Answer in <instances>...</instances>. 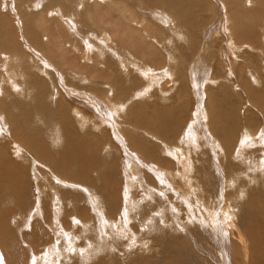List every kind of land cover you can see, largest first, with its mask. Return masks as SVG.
Wrapping results in <instances>:
<instances>
[{
  "label": "rangeland",
  "instance_id": "rangeland-1",
  "mask_svg": "<svg viewBox=\"0 0 264 264\" xmlns=\"http://www.w3.org/2000/svg\"><path fill=\"white\" fill-rule=\"evenodd\" d=\"M132 1H134L132 6H130V5L128 6V8L129 9L132 8V10L130 9V11H128V14L130 15L132 13L131 11L136 13V15L138 17V21H137L138 26L143 25L141 23V21H142V22H144L146 27L149 29L148 32L146 30V32H144V34H142V37L144 36L143 38H145L143 44H145L146 48L148 49V50H146L147 54L145 55V51H142V48L137 47L135 44H134V46L137 49V51H139V53L136 52L133 48H130V54L131 55H128V53L126 54V55H128L127 58L129 59V61L136 62V63L133 62L136 65L135 68H132L130 70L121 69V67L118 64L119 62H121L120 57L119 58L116 57L111 52H110L111 53L110 54L108 50L106 51V56H108L109 59L114 58V60H111L112 63L108 62V60H106L107 58L105 59V57H104V59H105L104 61H100L97 58V56H95L96 54H99V53L96 52L94 54V52H91L93 54L92 55L93 61L91 60L93 65L95 64L98 66V63L101 62V64L99 63V65H101L102 67L100 66V68L97 72H92L94 70L92 69V71H91L90 67L88 65H87L88 67L86 66V62H84V59H83L84 56L79 57V58H81V59H79L80 63H84V64L83 65L81 64L82 67L79 66V68H78V66L77 67L73 66L72 63H69L70 66H68L65 62H63V60L59 59V57L56 55L58 58L53 63L54 68L49 73V75H48L49 79L48 80L50 82V85L55 82L54 83V84H56L55 86L58 88V90H60L61 94L65 95V99L61 98V94L59 97H57V95H53L52 92L54 91V88H53L54 85L46 86L44 83V84H39L37 87L34 88L35 90H38L40 92L45 91V95L44 96L42 95L41 102L44 104L46 103V105L50 107V111H49V108H46V109L50 112L48 114L51 117V122H52L51 126L46 125L44 118L37 119L35 123L33 122L32 123L34 125L33 128L21 127V123H19L18 125H15L17 128H20V129H18L19 135L17 136L16 135L17 130H15L14 127H13L14 129L11 127L12 125L9 122L10 119L7 118L9 114H6V116H7L6 118L3 115H0V117H1L0 118V131H1L0 132V158H3V156L5 157L6 164H7L6 166L8 168V172H5V174L8 175V180L4 178V176H5L4 172H2V170H0V174H1L0 175V183H2V184H0V189H1L0 192L2 191V189H5L6 187L17 189V190H14L13 192L4 191L2 193L3 195L0 193L1 194L0 195V201H1V198H3V196H7V199L4 198V201L0 202V212H2V214L0 215V264H27V263L28 264H46V263L47 264H50V263L51 264H61V263L62 264H133L132 261H134V260H135L134 264H136V263L137 264H239L238 262H240L241 264H246V262H247V264L249 262L251 264H254V263L255 264H259V263L264 264V197H262L264 195V186H263L264 185V172L262 173V171H264V162H263L264 161V159H263L264 154H263V152H261V149H264V148H262L259 145L256 146V144H251L252 139L251 138L247 139L245 136V133H244L245 129L249 128V126L256 129V125H257L256 130L257 131L259 130L258 132H260L261 128H262L260 120L262 121V126L264 127V124H263L264 123V114H263L264 113V111H263L264 110L263 109V106H264V93H263L264 92V44H263V42H264V11L262 12L260 9H258V8H260V6H259L260 3H257V1L255 2V0H253V5H250V2L247 1L246 3L243 2L244 3L243 6L237 5L236 8H232V11H231V9L228 11L229 17H230V19L233 18V21L236 20L237 15H241L244 13L252 15L251 18L248 20L256 19L255 20L256 23L259 21L257 23L258 24V30H257L256 34L250 35V33H249V34H247L248 36L245 35L246 37L245 36H243V37H237L236 36V41L239 42V43H237V45H239L240 47L237 50H234L233 46H231V48L228 49V47H229V45H228L229 40L228 39L230 38V35L232 34L229 29H227V28L223 29L221 26H215L212 29H210L212 26L211 23H213V22L216 23L218 21L219 14H220V12H218V10H217L218 5L216 3L210 4L208 0H197V1L205 3L207 6V9H209V8L212 9V10H209L205 13V17L207 16L208 20H210L211 23L206 22L205 24L198 26V30H200L202 33L200 38H198V36H194L193 38L189 39L190 41H199L197 47H195L194 45H191L187 42H185L183 44V46H185L187 48V52H189L188 54L190 56H192V55H194V56L192 58H189L188 60H186V62L183 65H181L179 68H178V64L175 65L176 67L173 65L174 66L173 69H176L177 72L175 70L176 75H174L172 78V75L170 76L171 71L168 68H166L167 66L171 67L172 63H174V62L171 63V60H170L171 57H169V61H167L166 49L169 46V43H168L169 39L162 40L160 35H159V34H161L160 33L161 31L163 34L166 33V31H164L163 28L165 26L167 27L168 25L165 22H162L160 19H164L165 16L167 18L168 17L167 13L165 14V12L161 11V13H163V14H161L159 9H157L156 7H151L153 5H151L149 7V5H146L144 2H142L143 0H137V1L132 0ZM193 1H195V0H191V2H193ZM224 1H226V0H224ZM122 2H123V0H122ZM241 2H242V0H240V3ZM44 3L48 4L49 1L45 0L43 2L42 6L43 5L45 6ZM54 4H56V5L50 4L49 6H46V8L48 7L46 10L47 11L46 13H48V15H49V16H47L48 17L47 20L49 19L51 21L50 24L48 22V26H46V27L48 28L49 32H51L53 34L55 33L56 39L60 38V39H63L64 41H67V43H69L68 38L70 39L69 36H72L70 34L69 30L66 32L67 29H65L62 26L59 18L57 17L58 15L56 16L55 14H50L51 9L55 8L56 6H59L58 4H61V3L57 2ZM120 4H122L121 7H124L123 6L124 2L120 3ZM1 9L2 10H0V12L2 14H7L6 13L7 8L5 7V4L1 6ZM117 9H119V6H117ZM149 9H151L152 11ZM67 10L68 11L70 10V6L67 7ZM168 13L173 14V16H174V21H173V26H172L173 29L177 28L178 30H180L179 27L184 26V25L176 19V16L174 15L173 11L169 10ZM14 14H15V11L12 10L11 13H8L7 15H9V21H10V24L12 26H13L12 23H16L15 25H18V27L20 28V36L22 37V36H24L22 33V30H24V26H22V25H24L23 19L20 16L21 14H17V15H14ZM146 14H147L146 19H144ZM154 14H155V17H154ZM53 16H56V17H53ZM162 16H164V17H162ZM195 16H196V14H195ZM50 17L53 20H51ZM155 18H156V20H155ZM139 19L141 21H139ZM151 21H152V23H151ZM164 21H165V19H164ZM224 21L227 24L228 20L226 19ZM90 22H91L90 17L88 15H84V19L81 22L82 25L84 26L83 28H86V29L92 28L93 29V24ZM21 23H23V24H21ZM225 23H224V25H225ZM56 24H57V26H56ZM74 24H76V22H74ZM133 24L136 25V22H133ZM21 28H23V29H21ZM77 28L78 27L76 24V29ZM184 28H185V26H184ZM150 29H151V31H150ZM202 29H203V31H202ZM206 29H208V30H206ZM78 30H80V29L78 28ZM143 31L144 30H142V33H143ZM169 31H171V30H169ZM109 33H110V31L107 32V34H109ZM149 34H150V36H149ZM118 40H120V37H118ZM233 41L235 42L234 39H233ZM21 42L23 43V41H21ZM177 42H179V43L184 42V38L182 37V40H178ZM201 42H203V44ZM206 44H208V49H209L210 53L212 54V57L208 61L204 60L201 57L199 58V55L202 56V54H203V51H202L203 45L206 46ZM120 45H121V42L120 41L117 42V49H118V50L116 49V55L117 56H122L121 52L125 51L124 48L122 49V47ZM175 45L181 46L178 43H176ZM200 47H201V49H200ZM22 49L24 51V54H25V52L30 51L27 47H24ZM149 50L153 51L151 53L152 56H150V57H148V54L150 53ZM198 51H199V53H198ZM69 53H70L69 54L70 57L72 55H75V53H78L79 56L81 55V53L79 52V49H74L73 51H70ZM177 56H179V55H177ZM197 56H198V58H196ZM30 57H31L30 54L26 55V58H30ZM88 58L90 59L91 56ZM246 60H248V61L250 60V63H248V66L246 68H244V64H246ZM35 61H37V60L35 59ZM0 63H2L1 51H0ZM146 63H148L150 65V68L152 69V71H150L151 74L152 75L155 74V76H156L154 78L153 82L150 81V79H152L151 77H153L152 75L149 74L150 73L149 70H151V69L149 67L145 66ZM150 63H152V65ZM36 65H37L36 62L34 63V66L31 65V68H32L31 70L35 71L34 74L39 76V78L41 79V77L45 76V73L41 72L39 67L36 68ZM90 65H92V64L90 63ZM137 65L141 68V70H143V69L145 70V71L144 70L142 71L143 73H145V72L146 73L143 74ZM83 68H85V69H83ZM154 68L158 69L159 72H157V70H155ZM243 68H244V70H243ZM134 69L138 70L139 73L137 71H135ZM161 69H162V71H161ZM201 69H202V71H201ZM88 70H90V71H88ZM179 70L181 71V75H179L180 74ZM53 71H55V72H53ZM147 71H148V73H147ZM240 71L243 73H241ZM165 72H168V73H165ZM162 73H164V74L162 75ZM62 74H67V75L62 76ZM167 74H169V75L167 76ZM204 74H205V77L207 76L209 78V81H208L209 84L207 82H205V80L207 81V79H206L207 77H206L203 84L199 87L200 89H202L201 90L202 93L203 94L205 93L203 95V98H202L199 95V88L197 87V84H198L197 79L204 76ZM87 75H89V76H87ZM134 75H135L136 79H135ZM144 75H145V77H144ZM243 75H244V77H243ZM110 76H113V77H110ZM130 76H132V77H130ZM141 76H143L144 79ZM158 76L161 79L163 78V81ZM87 77H89V78L87 79ZM106 77H107V81L105 82ZM137 77H139V79ZM187 77H189V78H187ZM216 77H217V79H216ZM255 77H259V78L257 80H255ZM171 78L173 79L174 85H172L170 83ZM243 78L248 80L246 85H245V81H243L244 80ZM132 79L133 80L135 79L136 81L137 80H140V81L132 82L133 81ZM102 80H104V81H102ZM108 80H112V81L108 82ZM168 80H169V82H167ZM174 81H176V82H174ZM82 82H84V83H82ZM158 82H160V85ZM134 83H136V85ZM204 83H206V84L204 85ZM115 84H119L116 86L117 88L115 87ZM108 85L109 86L111 85V87H112L111 90L113 89V91H114V92L112 91L113 93L111 91H109L110 88L108 87ZM206 85L208 86V88H206ZM89 86H92V87L94 86L96 91L97 92L100 91V93L99 94L94 93L93 90H95V89L90 90ZM161 86L163 87V89L161 88ZM219 86H221V87H219ZM146 87H148V90L145 89ZM222 87L228 92H226L224 89L221 90ZM67 90L68 91L70 90V91L68 92ZM196 90H197V92H195ZM231 90H233V91H231ZM121 91L123 92L122 94H121ZM249 91H254L255 95L254 96L249 95ZM129 92H131V93H129ZM222 92H223V94H221ZM91 93H94V94L91 95ZM104 93H105V95H104ZM179 93H181V95ZM226 93H228L230 95L231 99L226 97ZM79 94H86V95L88 94V95L92 96L93 98L100 100L101 104L99 106H101V109L109 107L108 101L110 102V104L112 106L114 105L113 109L111 108V109H108L107 111H105V113L107 115H109V117H111L110 120L113 124H111V123L109 124V122H108V121H110L109 119H107L108 121H106V119L103 120L104 116H102L100 114H104V113L101 112V110H100V112H98L99 114L96 113V111H94L91 107V105H92L91 102H89L86 98L82 97L85 95H79ZM110 96H111V98H110ZM201 99H202V101L200 102ZM58 100H60L61 102ZM223 101L226 104H227V102H228V104H232L235 108V111H236L235 114H236L238 128L236 130H233V132H230L228 130V126L229 127L231 126L232 121H231V118L229 117V115L226 111V106L221 103ZM66 103L69 104L70 106L67 105ZM179 104H185V106H187L186 107L187 110L184 114H181V113L178 114L179 116L177 117L178 121H177V129H176L177 130L176 133H178V134L175 135V138H174V136H173V138H171L168 136L166 137V136L162 135L161 133L158 134L156 132H153V131H151V129L148 126L139 124L135 121V117H136L135 115H138L136 113V111H137L136 109H139L140 107H141V110H143L145 108L148 110V112L144 111V114L147 115V116H145L146 118H149L150 113H151V115H154V112H155V115H156L158 113V111L161 110V108L163 109L165 107H166L165 109L169 111V109H173V107H175L176 105H179ZM60 105H67V107H61ZM118 106L121 110L118 108ZM197 107H199L198 110L200 109L199 111L201 112V115H200V112H199V114L196 113ZM216 107L217 108L220 107V111ZM241 107H242V109H240ZM60 108H65V109L67 108V109L65 111H60L59 110ZM215 108L217 109L216 112H220V113L215 112V114H214ZM77 110L80 111V113H78ZM110 110H112V111H110ZM240 110H241V112H240ZM259 110H262V111H259ZM205 111L207 113H205ZM237 113H238V115H237ZM248 113H249V115H248ZM13 114H14V116L17 115L16 116L17 118H18V116L21 117L22 108L20 107V109L13 111ZM213 114H214V116H213ZM181 115H183L184 117L181 118L182 117ZM105 118H107V117L105 116ZM184 118H186V119H184ZM3 119H5V121ZM192 119H194V120H192ZM206 119L208 120V122H206L207 121ZM183 120H184V122H183ZM239 120H241V122ZM252 120H254V122ZM250 121H252V122L250 123ZM256 121H258L259 125H258V123H256ZM212 122H213V131H210L208 128L211 129V123ZM207 123H209V124H207ZM112 125L114 126L116 133H118L119 136L115 135L116 133L113 131L114 128H112ZM194 125H195V127H194ZM198 127H202V128H198ZM204 127H206V128L204 129ZM259 127H260V129H259ZM178 128H179V130H178ZM1 129H3V130H1ZM11 129H13V130H11ZM35 129H37V130H35ZM7 130H9V131H7ZM23 130H25V131H23ZM68 130L70 131V133H67ZM227 130H228V133H227ZM206 131H208L209 136L205 133ZM125 132H127L130 135L132 134V138L137 140L135 145L131 144V141H129L130 135L127 134L128 135L127 136L125 134ZM196 134H198V135H196ZM125 135H126V137H125ZM150 136H152V137H150ZM34 137H38V139L35 140ZM56 138H57V140H56ZM126 138H128V139H126ZM145 138H147V140H149V141H145ZM213 138H214V140H213ZM142 139H144L143 141L148 142V145L142 146L139 142V140H142ZM165 139H166V141H165ZM220 140H222V141H220ZM70 141H73L74 143H81L80 152H83L85 154V157L81 161H79L78 163L74 164L71 168H68L66 166L65 159L59 155L60 154L59 150H61V152H62V150L63 151L66 150L68 147L67 143ZM110 141L112 143L108 146L107 143ZM97 142L100 144V147L96 146ZM193 142H195V143L193 144ZM221 142L223 144L222 146H221ZM16 143L23 145L24 152H16L18 149ZM149 143L153 144V145L155 144V146L156 145L157 146L152 147L153 148V150H152V149H150ZM167 143L172 144L173 146L175 145V147H172V148L177 149V147L180 146L181 148H184V150L186 148V150L184 151V150L178 148L179 153H176L173 149H171V148L169 149V147L167 148V146H166ZM182 143L184 144V146ZM212 143H214V144H212ZM187 144L188 145L191 144L192 146L191 145L189 146L191 148H188ZM224 144H225V146H224ZM36 145H37V147L35 148ZM159 146H160V148H159ZM235 146H236V148H238L237 150L235 149ZM243 146H246V147H243ZM106 147H109V148H106ZM161 147H162V149H161ZM199 147H201V148H199ZM135 148H137V149H135ZM156 148H158V149H156ZM187 148H188V150H190L192 152L194 150L195 151L192 153L190 151H187ZM198 148H199V150H198ZM98 149H99V152L97 153ZM191 149H194V150H191ZM163 150L168 151V152L167 153L165 151H164V153L161 152ZM180 150H182L184 152H181V154H180ZM160 152L163 155L160 154ZM183 153H184V155H183ZM46 154L48 155V157L46 156ZM191 154H192V156L196 157L195 160H194V157L191 158L192 157ZM168 155H170V157ZM102 156L107 157L108 162L113 165V169H112V171L108 170V169L106 170L109 173V175H108V173H106V175L103 176V178H106V180L103 178L99 179L98 183L95 185L96 188L94 187L97 192H95V194H93V192L90 189L87 191L86 188H90V180L92 179L93 175H95L96 177L99 176L98 173L100 171L95 170L93 163L97 159V157L102 159L103 158ZM245 156H247V157H245ZM160 157H162V158H160ZM214 157H215V159H214ZM142 158L144 159L143 161H141ZM164 159H166V160L168 159V162H166ZM180 159H181V162H180ZM206 159H207V161H205ZM160 160L161 161L163 160V162H161ZM188 160H190V161L188 162ZM191 160H192V164H191ZM246 160H248V161H246ZM128 162H129V165L126 166L128 164ZM133 162L136 163L137 165L134 164ZM158 162H160L161 165H159L160 163H158ZM175 162H176V164H175ZM184 162L186 164L185 166H184ZM255 162H257V163L254 165ZM164 163H165V165H163ZM208 163H209V165H208ZM211 163H212V165H211ZM124 164H126V165H124ZM157 164H158V166H157ZM168 164H169V167H168ZM170 164H171V166H170ZM193 164H194V166H191ZM203 164L205 166H203ZM239 164L241 165V167ZM257 164H259V167H260L258 170L256 168ZM178 165H180V167ZM13 166H15L17 168H15ZM129 166H130V168L128 169ZM136 166H137V169H136ZM104 167H105V165H104ZM161 167H163L164 170ZM170 167H171V169H170ZM183 167H185V168H183ZM186 167H187V169H189V167H190V169L187 170ZM191 167H192L193 171L191 170ZM219 167H220V169H219ZM238 167H239V169H238ZM131 168H132L133 172L129 171V170H131ZM174 168H175V170L177 169L176 174H175ZM242 168L246 171L242 170ZM247 168L252 169V171H248ZM13 169H16L20 173V176L22 177V181H23L22 184L14 183L13 178L11 179V172H12L11 170H13ZM149 169H151V171ZM159 169H160V171H159ZM221 169H223V170H221ZM140 170L143 172H141ZM162 170H163V172H161ZM166 171H167V173H166ZM172 171L175 175L172 174ZM178 171H181V172L178 173ZM239 171H244L243 173L245 176L243 174H241L242 172L240 173ZM73 172H75V174H73ZM114 172L117 174H115ZM236 172H237V175H235ZM181 173H182V175H178ZM218 173H220V174H218ZM253 173H255V174H253ZM112 174H115L116 176L112 175ZM125 175H126V177H125ZM127 175H128V177H127ZM140 175H141V177H140ZM157 175L159 178L156 177ZM170 175H171V178H170ZM176 175H178V176L176 177ZM60 176L64 179H62ZM130 176H132V177H130ZM242 176H244L243 178L246 181L242 178ZM260 176L262 178H260ZM107 177H109V178H107ZM151 177H153V178H151ZM182 177L186 178V179H183ZM223 177H225V178L223 179ZM251 177H252V179H251ZM117 178H120V179H117ZM126 178L127 179L129 178L128 179L129 182ZM141 178L144 179L145 181L141 180ZM166 178L169 182L166 180ZM255 178H258L260 180L262 179V180L260 182L259 180L256 179V181H257L256 182ZM65 179L73 180L75 182L73 183V182L67 181ZM194 179H195V183L197 182V179H199L201 181L195 184ZM239 179L243 180V181L240 182ZM3 180L5 183L2 182ZM24 180H26L28 182H26ZM88 180H89V183L87 185ZM183 180H184V182H183ZM185 180H187V182ZM106 181H108L107 183H110V185L107 184ZM103 182H105V184ZM130 182H131V187H130ZM201 182L202 183L205 182V186ZM236 182L239 184L238 187H237ZM259 182H260V184H259ZM262 182H263V185H262ZM77 183H79V184H77ZM115 183H117V184H115ZM135 183L138 187L134 186ZM192 183L195 185V187ZM71 184H73V185H71ZM118 184H121L120 187ZM125 184L128 185L129 188ZM146 184L151 185V188L149 187V185L147 186ZM173 184H175V186H173ZM224 184H226V185H224ZM256 184H258L259 187H256V186H258ZM170 185H171V187H170ZM177 185H178L179 189L177 188ZM190 185H191V187H190ZM132 186L134 187L133 189H132ZM240 186H243V188ZM84 187H86V188H84ZM108 187H109V189H108ZM187 187L190 188L191 190L188 189ZM236 187H237V189L239 188V190L244 189L243 191L241 190L242 192L239 191L242 194L241 193L239 194L238 191H235V190H237ZM49 188L51 191L49 190ZM51 188H54V189H51ZM155 188H157V189L155 190ZM162 188L163 189L165 188L164 189L165 191L162 192V190H163ZM180 188H182V189H180ZM226 188H227V190H226ZM231 188H232V190H230L231 191L230 192L229 189H231ZM247 188L248 189L250 188V189L248 190ZM256 188H259V190L261 188V191H259ZM28 189H29V191H28ZM40 189H43V190H40ZM77 189H78V191H77ZM148 189H149V192H148ZM160 189H162V190L160 191ZM223 189L226 191H224ZM253 189L255 192V196L259 197V199L258 198L255 199L258 201L256 202L254 199L252 200V203H250L251 201L250 202L244 201L247 199V197H248V199L250 198V195L248 193L250 192V190L252 191ZM23 190H24L25 195H23ZM119 190H121V191L119 192ZM130 190L131 191L136 190V191L131 192ZM181 190H182V193H181ZM256 190H258V191H256ZM59 191H60V193H59ZM89 191H91V192H89ZM113 191H115V193ZM227 191H228L230 196L233 194L232 195L233 197H229ZM39 192H40V194H39ZM51 192H53V193H51ZM257 192L259 194H257ZM11 193L13 194L12 197L8 198V197H10ZM20 193H21V195H20ZM41 193H43L44 195H46V194L47 195L44 196L43 194L41 195ZM107 193H108V195H107ZM111 193H112V195H111ZM120 193H122V194H120ZM134 193H136V194L133 195ZM245 193H247V194H245ZM126 194L128 197L125 198ZM148 194L151 197H149ZM165 194H166V196H164ZM177 194L179 196H177ZM180 194H182V195H180ZM193 194H194V196H193ZM195 194L197 196H195ZM236 194L241 195V196L238 195L240 198ZM250 194H251V192H250ZM87 195H88V198L86 197ZM51 196H53L55 199ZM91 196H94V197H91ZM182 196H184V199L182 198ZM21 197H23V199ZM121 197L123 199L120 200ZM235 197H237V199ZM41 198L43 199V202H42ZM111 198H113V199H111ZM133 198H135V199H133ZM151 198L154 200H152ZM174 198H175V200H174ZM177 198H179V199H177ZM199 198H201V200ZM21 199H22V201H21ZM48 199H50V201ZM51 199H52L53 203L51 202ZM104 199H106V200H104ZM126 199H127V202H126ZM169 199L171 201L170 204L174 203V205L173 204L169 205V202H170ZM197 199H199V200L197 201ZM202 199H203V201H202ZM213 199H215L218 202H215ZM234 199H235V201H234ZM34 200L36 201L37 204L38 203L39 204L37 205ZM77 200H78V203H77ZM94 200H96V201H94ZM116 200H119L121 202L117 201L115 204H112V203H114L112 201H116ZM129 200H131V201H129ZM204 200H205L206 204L208 203L207 201H209V204L206 205L204 203ZM212 200H213V202H212ZM133 201H134L135 205L141 204L140 210H139V206H137V208H138V210H137L136 206L133 205ZM46 202H47V204H46ZM57 202L58 203L60 202L59 205ZM139 202H141V203H139ZM6 203H7V206H6ZM61 203H64L63 204L64 206L62 205V207H61ZM121 203H123V205ZM125 203L126 204L130 203V204H127V205H130L129 207L127 205L125 206V207H127V209L124 208ZM214 203H216V204H214ZM257 203H258V205H257ZM42 204H44V205H42ZM97 204H100L101 206L97 205ZM104 204H107V205H104ZM120 204H121V206H120ZM152 204L155 206H153ZM203 204H205L206 207L211 204L210 206L212 207V209L210 206H209L210 208L207 207L208 208L207 209ZM238 204H240V205H238ZM243 204H244V206H243ZM4 205L6 207H4ZM96 205L100 206V207H97ZM115 205L118 206V208H116ZM218 205H219V207H218ZM230 205L232 206V208ZM245 205H246V207H245ZM19 206H20V208H18ZM147 206H148V210H147ZM192 206L196 207V208H193ZM101 207H102V209L107 210L108 212L103 211L101 209ZM103 207H105V208H103ZM157 207L160 208L161 210H158ZM162 207H164V208H162ZM234 207L237 209H235ZM256 207H258V209ZM16 208H17L18 214L14 213V210ZM36 208H39L40 210L36 209ZM218 208H221V209L219 210ZM240 208H242L241 210L244 209L243 210L244 214L242 213ZM114 209H116V211ZM149 209L153 210V211L150 212ZM168 209H169V211H167ZM254 209H256V210H254ZM111 210H113L116 214H114V212H112ZM129 210L130 211L132 210V211L130 212ZM143 210H145V211H143ZM211 210H213V211H211ZM224 210L226 212L228 211L230 214L227 215L228 212L226 214V212ZM101 211H103V212H101ZM125 211H127V212H125ZM138 211H140V212H138ZM155 211H156V213H154ZM160 211L161 212L163 211L162 212L163 214L159 213ZM164 211L166 212V215H168V216H165ZM21 212L23 214H21ZM36 212L38 214H36ZM60 212H61V214H60ZM122 212L125 214L126 219H125L124 214ZM211 212H212V214H211ZM257 212H259V213H257ZM52 213H53V215H52ZM57 213H59V214H57ZM84 213H85V215H84ZM102 213H103V215L101 216ZM170 213H172L173 215L175 214V216H177V219L179 218L178 216H180L179 220L181 222L179 220L177 221L176 217L173 215L171 216ZM223 213L226 214L227 216H229L230 219H232L234 221L235 225H238V223L240 225L241 219L243 220L241 223L242 225L241 226L238 225V227L239 228L241 227V230H243V232L245 231L244 233L247 237L249 236V242L250 243L253 242V243H251L252 245L250 243L248 244V246H249L248 252L250 255L252 254L251 256L248 255L249 257L247 256L248 260L247 259L245 260L244 253H243L241 247L239 246V244H237L238 241L235 239V238H237V235H238L236 232V229H234L235 234L232 235V232H231L232 229L229 226V220L225 219V215H223ZM107 214H111V215H108L110 217L113 216L112 221L118 222V225L121 229H120V232L118 231L117 234H116L117 231H115V227H112L113 225L110 222L111 218L108 217ZM136 214L137 215L141 214V215H138V217H137ZM145 214H147L151 217H149ZM196 214H197V216H196ZM55 215L59 216V217L61 215L62 218L60 217V219L58 218V221H56L55 219H57V217H55ZM128 215L130 216L129 219L127 218ZM215 215L217 218L215 217ZM23 216L24 217L26 216V217L23 218ZM50 216H52L53 218ZM72 216L75 217V219H73ZM103 216H105L104 217L105 219L103 218ZM141 216L144 217L143 218L144 220L141 219ZM204 216H206L207 219ZM78 217L80 219H77ZM118 217H120V218H118ZM134 217L138 221H136L134 219ZM214 217H215V219H214ZM85 218L87 220H85ZM88 218H89V220H88ZM91 218H92V220H91ZM115 218H116V220H115ZM156 218L157 219L161 218V219L157 220ZM236 218H237V221H236ZM259 218H260V220H259ZM181 219H183L184 221ZM68 220H70V221H68ZM78 220H80V222H77ZM215 220H216V222H215ZM217 220H220V221H217ZM238 220H240V221H238ZM85 221L89 223V226H87V225L85 226V224H86ZM173 221L177 222V224L174 223ZM210 221H212V222H210ZM109 222L111 223V225ZM144 222L146 224H144ZM208 222H209V224H208ZM250 222H251V224H250ZM39 223H41V224L39 225ZM44 223H46V224H44ZM83 223H84L85 227L83 226ZM121 223H122L123 229L125 228L124 230H126L127 238H125L126 237V235H124L125 231L122 230ZM167 223H168V225H167ZM61 224H62V226H61ZM103 224H105V228H107V229L104 228ZM147 224L150 225L149 230H146L148 228ZM155 224H156V226H155ZM171 224H172V226H171ZM256 224H257V226H256ZM258 224H260V225H258ZM177 225H178V227H177ZM197 225L198 226L200 225V226L198 227ZM47 226H48V228H47ZM75 226L77 228H75ZM106 226H108V227H106ZM110 226L113 229H111ZM143 226H146V227L143 228ZM173 226L174 227L176 226V228L174 229ZM72 227L74 228V230ZM98 227H100V228H98ZM136 227H138V228H136ZM188 227L189 228L192 227V228L188 229ZM243 227H244V229H243ZM251 227H253V228H251ZM28 228L32 232H30L28 230ZM56 228H59V229L56 230ZM82 228H84V231H82L83 230ZM150 228H155V229H151L152 230L151 231ZM157 228H158V231L160 232V234L162 233V235H159ZM224 228H225V230H224ZM90 229H91V232H90ZM109 229H111V230H109ZM40 230H42V231H40ZM48 230H51V231L48 232ZM137 230H139V231H137ZM153 230H155V231H153ZM168 230L172 231L173 234L171 232H169ZM68 231H71L70 234ZM81 231L84 232L85 235H82L83 233ZM148 231L149 232L151 231V232L149 233ZM223 231L225 233H223ZM252 231H253V233H251ZM142 232L143 233L146 232V233H144L145 235L142 234ZM52 233H53V235H51ZM105 233H107V234H105ZM136 233L137 234L141 233V234H138V236H137ZM222 233L224 236L222 235ZM49 234H50V236H48ZM71 234L73 237L71 239H69L70 238L69 235H71ZM101 235L103 236L102 238H104V239H101ZM139 235L144 236V237H141L142 241L140 240ZM152 235L154 237L156 235L155 239ZM165 235H167L168 237ZM250 235H251V237H250ZM131 236L132 237L134 236V238H131ZM150 236H151V238H150ZM159 236H162L165 239L163 240V238H161ZM255 236H257V237H255ZM90 237H92V238L90 239ZM108 237H110V238H108ZM122 237H123V239H122ZM170 237H171V239H170ZM225 237L228 238L229 240L226 239ZM87 238H89V239H87ZM130 238L132 240L133 239L134 240L132 241ZM36 239H37V242H36ZM96 239H98L99 241L98 240L96 241ZM119 239H121V240H119ZM124 239H125V242H124ZM250 239H252V240H250ZM69 240H71L72 242ZM102 240L108 242V244L105 243L104 241L101 242ZM114 240H116V241H114ZM233 240H235L234 242H236V244L233 242ZM75 241H76V243H75ZM150 241H152V242H150ZM156 241H157V243H156ZM54 242H56L55 243L56 245L54 244ZM67 242H70L71 244L68 245ZM109 242H111V243H109ZM113 242H114V244H113ZM129 242H131L132 244L131 243L129 244ZM257 242H259V243H257ZM82 243H83V245H82ZM86 243L89 245H87ZM96 243H97V246H96ZM101 243H103V244L105 243V244L102 246ZM127 243L129 244V246H131L132 250L127 245ZM152 243H154L155 245ZM158 243L162 244V245H158ZM66 244H67V246H66ZM99 244H101L100 247H98ZM124 244H126V245H124ZM135 244H137V245H135ZM54 245L56 246V250L58 252L60 251L59 253L53 249V248H55V247H53ZM63 245H64V247H63ZM70 245H72V246H70ZM58 246L63 247V248H58ZM84 246H86V248ZM123 246H125V247H123ZM48 247H50V248L53 247V248H51L53 250H51ZM71 247H73V248H71ZM81 247L84 248V252H83V249ZM103 247H104V249H103ZM109 247H110V249H109ZM127 247L130 250H128ZM257 247H259V248H257ZM44 248H45V250H44ZM75 248L76 249L79 248V249L76 250ZM94 248H96V249H94ZM67 249H68V251H67ZM236 249H238V250H236ZM74 250H76L77 253ZM78 250H80V251H78ZM110 250H112V252L114 253L111 255L112 257L110 256V253H112ZM115 250H116V252H115ZM261 250H262V252H260ZM29 251H30V253H29ZM46 251H48L49 253H47ZM85 252H86V254H85ZM234 252L235 253L237 252L236 255L234 254ZM126 253H128V254H126ZM240 253H242L243 256L239 255ZM45 254H48V255H45ZM54 254H56L57 257ZM61 254L62 255L64 254V256H62ZM70 254H72V255H70ZM76 254H78L80 258ZM261 254H262V259H260L261 256H259ZM65 255H67V257H65ZM68 255L71 256L70 258H72V256H73V258L69 259ZM254 255H256V256H254ZM40 256H42V257H40ZM51 256H54V260H53V257H51ZM233 256H234V258H233ZM235 256H237V257H235ZM33 257L34 258L37 257V258H39V260L36 258L34 259ZM58 257H59V259H58ZM88 257H90V258L93 257V258L90 259ZM89 259H90V261H89ZM233 259H235V260H233ZM257 259H259V260H257ZM239 260H241L242 262ZM249 260H251V261H249ZM235 261H238V262H235Z\"/></svg>",
  "mask_w": 264,
  "mask_h": 264
},
{
  "label": "bare ground",
  "instance_id": "bare-ground-1",
  "mask_svg": "<svg viewBox=\"0 0 264 264\" xmlns=\"http://www.w3.org/2000/svg\"><path fill=\"white\" fill-rule=\"evenodd\" d=\"M45 0H0V10H2L1 9V6L2 5H4L5 4V7L7 8L6 9V13L8 14V13H11V11L13 10V11H15V14L14 15H17V14H21L20 16L22 17V19H23V23H24V25H22V26H24V30H22V33H23V35L24 36H20V28L18 27V25H15L16 23H12L13 24V26L10 24V21H9V15H7V14H2L1 12H0V51H1V56H2V63H0V115H3L5 118L7 117L6 116V114H9L8 115V117L7 118H9L10 120H9V122L11 123V127L13 128H15V130H17V133H16V135L18 136L19 134H18V129H20V128H17L15 125H18L19 123H21V127H31V128H33L34 127V125L32 124L33 122L35 123L36 122V120L37 119H40V118H44V120H45V123H46V125L47 126H51V124H52V122H51V117L49 116V114L48 113H50L49 111H50V107L49 106H47L46 105V103L44 104V103H42L41 102V99H42V95L44 96L45 95V91H43V92H40V91H38V90H35L34 88L35 87H37L39 84H44L45 83V85L46 86H52V85H54L53 86V88H54V91L52 92L53 93V95H57V97H59L60 96V90H58V88L55 86L56 84H54V83H52L51 85H50V82H49V73L52 71V69L54 68V62H55V60L59 57V59H61V60H63V62H65L68 66H70L69 65V63H72L73 64V66H75V67H77L78 66V68H79V66H81L82 67V65L84 64V63H80V60L79 59H81V58H79V57H82V56H84V62H86V66L88 65L89 67H90V70L92 71V69L94 70V71H92V72H97L98 70H99V68H100V66L101 65H99V63L101 64V62H99L98 63V66L97 65H93V63H92V61H93V58H92V53L91 52H94V54L97 52V53H99V54H96L95 56H97V58L100 60V61H104L106 58V60H108V62H110V63H112L111 62V60H114V58H112V59H109L108 58V56H106V51L108 50L109 51V53L111 52L112 54H114L116 57H120V59H121V62H119L118 64H119V66L121 67V69H123V70H130V69H132V68H135V64L134 63H136V62H132V61H129V59L127 58V56L128 55H131L130 54V48H133L136 52H138L139 53V51H137V49L135 48V46H134V44L137 46V47H139V48H142V51H145V55L147 54V51L146 50H148L147 48H146V45L145 44H143L144 43V40H145V38H143L142 37V34H144V32H146V30H147V32H148V28L146 27V25L144 24V22H142L140 19H139V21H141V23L143 24V25H141V26H138V24H137V21H138V17H137V15H136V13H134L133 11H131L130 13V15L128 14V11H130V9L132 10V8H128V6L130 5V6H132V4L134 3V1H132V0H123V2H124V4H123V6L124 7H121V5L122 4H120V3H123L122 2V0H47V1H49V3L48 4H46V3H44L45 4V6L43 5L42 6V4H43V2H44ZM137 1V0H136ZM209 1V3L210 4H214V3H216L217 5H218V12H220V14H219V18H218V21L216 22V23H211V21L210 20H208V18H207V16L205 17V13L207 12V11H209V10H212L211 8H209V9H207V6H206V4L205 3H203V2H200V1H197V0H195V1H193V2H191V0H143L142 2H144L146 5H149V7L151 6V5H153V6H151V7H156L157 9H159V11H160V13H161V11H163V12H165V14L167 13V15H168V17L166 18V16L164 17V16H162V17H164V19H165V21H164V19H160L162 22H165L168 26L165 28H163V30L164 31H166V33H162V31L160 32L161 34H159L160 35V37H161V39L162 40H166V39H169V46H168V48L166 49V51H167V61H169V57H171V63L172 62H174V63H172V65H171V67L170 66H167L166 68H168L170 71H171V74H170V76L172 75V78H173V76L174 75H176V73H175V70L176 69H173L174 68V66L175 65H177L178 64V68L181 66V65H183L185 62H186V60H188L189 58H192L194 55H192V56H190L188 53L189 52H187V48L185 47V46H183V44L185 43V42H187V43H189V44H191V45H194L195 47H197L198 46V43H199V41H190L189 39L190 38H193L194 36H198V38H200L201 37V31L200 30H198V26L200 25H202V24H205L206 22L207 23H211L212 24V26H211V28L210 29H212L213 27H215V26H221L223 29H229L230 31H231V35H230V38L228 39L229 41H228V45H229V47H228V49L229 48H231V46H233V49L234 50H237L240 46L239 45H237V43H239V42H237L236 41V36L237 37H243V36H245V35H247V34H249L250 33V35H253V34H256L257 33V30H258V22L256 23L255 22V20L256 19H254V20H248V19H250L251 18V14H241V15H237V17H236V20L235 21H233V18L232 19H230V17H229V14H228V11L231 9V11H232V8H236V6L238 5V6H243L244 5V3L243 2H247V1H249L250 2V5H253V0H242V2L240 3V0H226V1H224V0H208ZM257 1V3H260V8H258V9H260L262 12L264 11V0H255V2ZM57 2H59V3H61V4H58L59 6H56L55 8H53V9H51V12H50V14H55L58 18H59V20H60V22H61V24H62V26L65 28V29H67L66 30V32L69 30V32H70V34L73 36H69L70 37V39L68 38V41H69V43H67V41H64L63 39H56V37H55V33L53 34V33H51V32H49L48 31V28L46 27V26H48V22H49V24L51 23V21L48 19L47 20V16H49L48 15V13H46L47 11V8H46V6H49L50 4H53V5H56V4H54V3H57ZM141 2V3H142ZM136 3V2H135ZM229 4V5H228ZM140 5V4H139ZM138 5V6H139ZM52 6V5H51ZM70 6V10L68 11L67 10V7H69ZM117 6H119V9H117ZM140 7V6H139ZM50 8V7H49ZM142 8V7H141ZM53 10V11H52ZM149 10H151V9H149ZM173 11V13H174V15L176 16V19L179 21V22H181L184 26H185V28H184V26H181V27H179V29L180 30H178L177 28H175V29H173V21H174V16H173V14H170V13H168V11ZM140 11V10H139ZM152 11V10H151ZM158 11V12H159ZM118 13V14H117ZM155 13V12H154ZM172 13V12H171ZM145 14V13H144ZM161 14H163V13H161ZM160 14V15H161ZM195 14H196V16H195ZM84 15H88L89 17H90V19H91V22L90 23H92L93 24V29L91 30V29H86V28H83L84 26L82 25V21H83V19H84ZM157 15V14H156ZM56 16H53V17H56ZM146 16H147V14L145 15V17H144V19H146ZM52 17V16H51ZM51 17H50V19H51ZM154 17H155V14H154ZM157 17V16H156ZM161 17V16H160ZM158 18V17H157ZM228 20V22H227V24L225 23V21L224 20ZM51 20H53V19H51ZM151 20V19H150ZM155 20H156V18H155ZM158 20V19H157ZM76 22V24H77V27L80 29V30H78V28L76 29V24H74V22ZM147 21V20H146ZM20 22V21H19ZM133 22H136V25L135 24H133ZM23 23H21V24H23ZM150 23V22H149ZM151 23H152V21H151ZM150 23V24H151ZM164 23V24H165ZM224 23H225V25H224ZM20 24V25H21ZM148 24V23H147ZM154 24V23H153ZM160 24V23H159ZM223 24V25H222ZM87 25V24H86ZM155 25V24H154ZM16 26V27H15ZM56 26H57V24H56ZM61 26V27H62ZM203 28V27H202ZM21 29H23V28H21ZM61 29V28H60ZM183 29V30H182ZM204 29V28H203ZM203 29H202V31H203ZM142 30H144L143 31V33H142ZM169 30H171V31H169ZM206 30H208V29H206ZM108 31H110V33L109 34H107V32ZM150 31H151V29H150ZM168 31V32H167ZM57 32V31H56ZM60 32V31H59ZM157 32V31H156ZM208 32V31H207ZM21 33V34H22ZM89 34V35H88ZM61 35V34H60ZM155 35V34H154ZM149 36H150V34H149ZM168 36V37H167ZM248 36V35H247ZM66 37V36H65ZM118 37H120V40H118ZM165 37V38H164ZM182 37L184 38V42H181V43H179V42H177L178 40H182ZM246 37V36H245ZM233 39L235 40V42L233 41ZM23 41V43L21 42V41ZM67 40V39H66ZM106 40V41H105ZM121 42V47H122V49L124 48V52H121V54H122V56H117L116 55V49H117V42ZM176 43H178V44H180L181 46H176L175 44ZM202 44H203V42H201ZM262 44V43H261ZM263 44H264V42H263ZM72 47H71V46ZM200 46V45H199ZM24 47H27L30 51H27V52H25V54H24V51H23V49L22 48H24ZM74 49H79V52L81 53V55L79 56V54L78 53H75V55H72L71 57H70V51H73ZM82 51H81V50ZM200 49H201V47H200ZM118 50V49H117ZM4 51V52H3ZM150 51V53L148 54V57H150V56H152V52L153 51H151V50H149ZM197 51V50H196ZM202 51H203V54H202V56H200L198 53H199V51H198V55H199V58L201 57V58H203L204 60H206V61H208V60H210V58L212 57V54L210 53V51H209V49H208V44H206V46L205 45H203V48H202ZM78 52V51H77ZM5 53V54H4ZM110 53V54H111ZM128 53V55H126ZM27 54H30V58H26V55ZM83 54V55H82ZM58 57H57V56ZM91 56V58L89 59L88 57H90ZM120 55V54H119ZM177 55H179V56H177ZM104 57H105V59H104ZM37 60V61H35V59ZM196 58H198V56L196 57ZM96 59V58H95ZM247 59V58H246ZM92 60V61H91ZM82 61V60H81ZM166 61V62H167ZM36 62L37 63V65H36V68L37 67H39V69H40V71L41 72H43V73H45V76L44 77H41V79L39 78V76H37V75H35L34 73H35V71H32L31 69V65H33L34 66V63ZM118 62V61H117ZM165 62V63H166ZM194 62V61H193ZM57 63V62H56ZM80 63V64H79ZM90 63L92 64V65H90ZM191 63V62H190ZM201 63V62H200ZM248 63H250V60L248 61V60H246V64H244V68H246L247 66H248ZM64 64V63H63ZM82 64V65H81ZM138 64V63H137ZM151 65H152V63H150ZM167 64V63H166ZM165 64V65H166ZM195 64V63H194ZM198 64V63H197ZM196 64V65H197ZM203 64V63H202ZM139 65V64H138ZM137 65V66H138ZM174 65V66H173ZM87 66V67H88ZM145 66L146 67H149L150 68V65L148 64V63H146L145 64ZM144 66V67H145ZM154 66V65H153ZM72 67V66H71ZM102 67V66H101ZM139 67V66H138ZM137 67V68H138ZM165 67V66H164ZM176 67V66H175ZM140 68V67H139ZM177 68V69H178ZM186 68V67H185ZM197 68V67H196ZM232 68V67H231ZM242 68V67H241ZM244 68H243V70H244ZM83 69H85V68H83ZM151 69V68H150ZM155 69V68H154ZM167 69V70H168ZM236 69V68H235ZM90 70H88V71H90ZM102 70V69H101ZM135 70V69H134ZM144 70V69H143ZM143 70H141V68H140V71L142 72ZM155 70H157V72H159L158 71V69H155ZM135 71H137L138 73H139V71L138 70H135ZM134 71V72H135ZM145 71V70H144ZM150 71H152V69L151 70H149V72ZM161 71H162V69H161ZM164 71V70H163ZM180 71V70H179ZM201 71H202V69H201ZM53 72H55V71H53ZM87 72V71H86ZM132 72V71H131ZM176 72H177V70H176ZM200 72V71H199ZM241 72V71H240ZM143 73V72H142ZM146 73V72H145ZM145 73H143V74H145ZM147 73H148V71H147ZM165 73H168V72H165ZM241 73H243V72H241ZM68 74V73H67ZM67 74H62V76L63 75H67ZM95 74V73H94ZM136 74V73H135ZM150 75H152L151 74V72L149 73ZM164 73H162V75H163ZM184 74V73H183ZM199 74V73H198ZM92 75V74H91ZM132 75V74H131ZM147 75V74H146ZM161 75V76H162ZM169 74H167V76H168ZM179 75H181V71H180V74ZM87 76H89V75H87ZM98 76V75H97ZM104 76V75H103ZM153 77H151L152 79H150V81L151 82H153L154 81V78L156 77L155 76V74L154 75H152ZM166 76V75H165ZM242 76V75H241ZM240 76V77H241ZM257 76V75H256ZM84 77V76H83ZM86 77V76H85ZM108 77V76H107ZM107 77H106V79H105V82L107 81ZM110 77H113V76H110ZM130 77H132V76H130ZM134 77H135V75H134ZM133 77V78H134ZM141 77H143V76H141ZM144 77H145V75H144ZM144 77H143V79H144ZM159 77V76H158ZM180 77V76H179ZM207 77V76H206ZM205 74H204V76H202V77H200L199 79H197L198 80V84H197V87L199 88L202 84H203V82H204V80H205ZM221 77V76H220ZM243 77H244V75H243ZM60 78V77H59ZM89 77H87V79H88ZM104 78V77H103ZM138 79H139V77H137ZM160 78V77H159ZM170 78V77H169ZM171 78V81H170V83L172 84V85H174V83H173V79ZM187 78H189V77H187ZM194 78V77H193ZM197 78V77H196ZM259 77H255V80H257ZM117 79V78H116ZM115 79V80H116ZM135 79H136V77H135ZM134 79V80H135ZM147 79V78H146ZM161 79V78H160ZM180 79V78H179ZM207 79V81L205 80V82H207L208 83V81H209V78L207 77L206 78ZM216 79H217V77H216ZM222 79V78H221ZM242 79V78H241ZM244 80L243 81H245V85H246V83L248 82V80L247 79H245V78H243ZM83 80V79H82ZM95 80V79H94ZM133 80V79H132ZM132 81V82H137V81H140V80H135V81ZM157 80V79H156ZM162 81H163V78L161 79ZM167 80V79H166ZM170 80V79H169ZM169 80L167 81V82H169ZM194 80V79H193ZM260 80V79H259ZM102 81H104V80H102ZM110 81H112V80H108V82H110ZM131 81V80H130ZM145 81V80H144ZM161 81V82H162ZM192 81V80H191ZM49 82V83H48ZM81 82V81H80ZM87 82V81H86ZM147 82V81H146ZM174 82H176V81H174ZM178 82V81H177ZM58 83V82H57ZM82 83H84V82H82ZM93 83V82H92ZM95 83V82H94ZM113 83V82H112ZM111 83V84H112ZM116 83V82H115ZM119 83V82H118ZM148 83V82H147ZM159 83V85H160V82H158ZM260 83V82H259ZM107 84V83H106ZM110 84V83H109ZM114 84V83H113ZM135 85H136V83H134ZM140 84V83H139ZM206 83H204V85H205ZM209 84V83H208ZM220 84V83H219ZM218 84V85H219ZM89 85V84H88ZM117 85H119V84H115V87L117 86ZM146 85V84H145ZM203 85V86H204ZM244 85V84H243ZM249 85V84H248ZM142 86V85H141ZM140 86V87H141ZM222 86V85H221ZM221 86H219V87H221ZM250 86V85H249ZM90 87V90H93V89H95V87L93 86H89ZM108 87L110 88V90L109 91H113V89L111 90V85L109 86L108 85ZM145 87V86H144ZM149 87V86H148ZM148 87H146L145 89L146 90H148ZM196 87V86H195ZM225 87V86H224ZM252 87V86H251ZM114 88V87H113ZM117 88V87H116ZM152 88V87H151ZM161 88L163 89V87L161 86ZM206 88H208V86L206 85ZM115 89V88H114ZM131 89V88H130ZM144 89V88H143ZM196 89V88H195ZM224 88L222 87L221 88V90H223ZM116 90V89H115ZM128 90V89H127ZM202 89H200L199 88V95L203 98V95L205 94H203L202 93V91H201ZM208 90V89H207ZM225 90V89H224ZM249 90V89H248ZM68 91V90H67ZM70 91V90H69ZM68 91V92H69ZM94 91V93H96V94H99L100 93V91H96V89L95 90H93ZM96 91V92H95ZM136 91V90H135ZM142 91V90H141ZM166 91V90H165ZM226 91V90H225ZM231 91H233V90H231ZM247 91V90H246ZM114 92V91H113ZM112 92V93H113ZM195 92H197V90L195 91ZM209 92V91H208ZM221 92V91H220ZM226 92H228V91H226ZM94 93H91V95L92 94H94ZM107 93V92H106ZM123 92L121 91V94H122ZM129 93H131V92H129ZM207 93V92H206ZM225 93V92H224ZM232 93V92H231ZM264 93V92H263ZM142 94V93H141ZM180 95H181V93H179ZM221 94H223V92L221 93ZM74 95V94H73ZM79 95H85V96H82V97H84V98H86L89 102H91V107H92V109L94 110V111H96V113H98V112H100V110H101V112H103L104 114H100V115H102V116H104V118H103V120H105L106 119V121H108L107 119H109L110 120V118L111 117H109V115H107L106 113H105V111H107L108 109H113L114 108V105L112 106L111 104H110V102L108 101V106L110 107H106V108H104V109H101V106H99L100 104H101V102H100V100H97V99H95V98H93L92 96H90V95H86V94H79ZM104 95H105V93H104ZM130 95V94H129ZM139 95V94H138ZM137 95V96H138ZM178 95V94H177ZM198 95V96H199ZM225 95V94H224ZM223 95V96H224ZM249 95H252V96H254L255 95V92L254 91H249ZM95 96V95H94ZM140 96V95H139ZM165 96V95H164ZM222 96V95H221ZM81 97V96H80ZM79 97V98H80ZM117 97V96H116ZM136 97V96H135ZM226 97L227 98H229V99H231L230 98V95L228 94V93H226ZM225 97V98H226ZM241 97V96H240ZM250 97V96H249ZM61 98L62 99H65V95L64 94H61ZM110 98H111V96H110ZM206 98V97H205ZM210 98V97H209ZM60 99V98H59ZM181 99V98H180ZM212 99V98H211ZM224 99V98H223ZM241 99V98H240ZM61 100V99H60ZM60 100H58V101H60ZM130 100V99H129ZM227 100V99H226ZM263 100V99H262ZM202 101V99L200 100V102ZM229 101V100H228ZM239 101V100H238ZM258 101V100H257ZM61 102V101H60ZM180 102V101H179ZM178 102V103H179ZM206 102V101H205ZM255 102V101H254ZM113 103V102H112ZM222 104H224L225 106H226V111H227V113H228V115H229V117L231 118V126L229 127L228 126V130L230 131V132H233V130H236L237 128H238V124H237V119H236V114H235V108H234V106L232 105V104H228V102H227V104L223 101V102H221ZM65 104V103H64ZM67 104V103H66ZM201 104V103H200ZM11 105V106H10ZM67 105H69V104H67ZM67 105H60L61 107H67ZM123 105V104H122ZM258 105V104H257ZM40 106V107H39ZM70 106V105H69ZM20 107L22 108V115H21V117L20 116H18V118L16 117V116H14V114H13V111H15V110H18V109H20ZM117 107V106H116ZM122 107V106H121ZM137 107V106H136ZM186 107L187 106H185V104H179V105H176L175 107H173V109H169V111L168 110H166L165 108H161V110L160 111H158V113L155 115V112H154V115H151V113H150V116H149V118H146L145 116H147V115H145L144 114V111L145 112H148V110L145 108V109H143V110H141V107L139 108V109H136L137 111H136V113L138 114V115H135L136 117H135V121L137 122V123H139V124H142V125H146V126H148L150 129H151V131H153V132H156V133H161L162 135H164V136H168V137H171V138H173V136H174V138H175V135L176 134H178V133H176L177 132V117L179 116L178 114L179 113H181V114H184L185 112H186ZM46 108H49V111L46 109ZM89 108V107H88ZM118 108H119V106H118ZM138 108V107H137ZM198 108L199 107H197V114H199V110H198ZM205 108V107H204ZM217 108V107H216ZM215 108V111H214V114H215V112L217 111V109L220 111V107H218L217 109ZM253 108V107H252ZM259 108V107H258ZM257 108V109H258ZM67 109V108H66ZM65 108H60L59 110L60 111H65L66 110ZM117 109V108H116ZM120 109V108H119ZM134 109V108H133ZM165 109V110H164ZM202 109V108H201ZM240 109H242V107L240 108ZM260 109V108H259ZM263 109H264V106H263ZM121 110V109H120ZM119 110V111H120ZM110 111H112V110H110ZM114 111V110H113ZM132 111V110H131ZM246 111V110H245ZM259 111H262V110H259ZM264 111V110H263ZM77 112L78 113H80V111H78L77 110ZM121 112V111H120ZM239 112V111H238ZM240 112H241V110H240ZM122 113V112H121ZM205 113H207L206 111H205ZM209 113V112H208ZM216 113H220V112H216ZM99 114V113H98ZM214 114H213V116H214ZM264 114V113H263ZM200 115H201V112H200ZM206 115V114H205ZM208 115V114H207ZM237 115H238V113H237ZM248 115H249V113H248ZM105 116L107 117V118H105ZM133 116V115H132ZM182 117L181 118H183L184 116L183 115H181ZM192 116V115H191ZM195 117V116H194ZM193 117V118H194ZM262 117V116H261ZM1 118V117H0ZM93 118V117H92ZM188 118V117H187ZM252 118V117H251ZM179 119V118H178ZM184 119H186V118H184ZM239 119V118H238ZM253 119V118H252ZM259 119V118H258ZM4 121H5V119H3ZM181 120V119H180ZM192 120H194V119H192ZM198 120V119H197ZM201 120V119H200ZM207 120V119H206ZM210 120V119H209ZM230 120V119H229ZM260 120V119H259ZM258 120V121H259ZM240 122H241V120H239ZM253 122H254V120H252ZM252 121H250V123L252 122ZM258 121H256V123H258ZM109 122V124L111 123V124H113L112 122H111V120L110 121H108ZM183 122H184V120H183ZM188 122V121H187ZM206 122H208V120L206 121ZM211 122V121H210ZM248 122V121H247ZM8 123V122H7ZM180 123V122H179ZM196 123V122H195ZM260 123H261V131L260 132H258L256 129H257V125H256V129L255 128H253V127H251V126H249V128H246L245 129V136H246V138L247 139H249V138H251L252 139V142H251V144H256V146L257 145H259V146H261L262 148H264V127L262 126V121L260 120ZM193 124V123H192ZM198 124V123H197ZM203 124V123H202ZM207 124H209V123H207ZM264 124V123H263ZM181 125V124H180ZM205 125V124H204ZM246 125V124H245ZM249 125V124H248ZM247 125V126H248ZM258 125H259V123H258ZM2 126V125H1ZM199 126V125H198ZM202 126V125H201ZM180 127V126H179ZM194 127H195V125H194ZM207 127V126H206ZM206 127H204V129L206 128ZM8 128V127H7ZM6 128V129H7ZM13 128V129H14ZM112 128H114V126L112 125ZM122 128V127H121ZM198 128H202V127H198ZM13 129H11V130H13ZM123 129V128H122ZM184 129V128H183ZM210 131H213V122L211 123V129L210 128H208ZM259 129H260V127H259ZM1 130H3V129H1ZM35 130H37V129H35ZM178 130H179V128H178ZM185 130V129H184ZM201 130V129H200ZM228 130H227V133H228ZM5 131V130H4ZM7 131H9V130H7ZM21 131V130H20ZM23 131H25V130H23ZM113 131L116 133V130H115V128L113 129ZM1 132V131H0ZM148 132V131H147ZM191 132V131H190ZM67 133H70V131L68 130L67 131ZM203 133V132H202ZM207 135H208V131H206L205 132ZM125 134L127 135L128 133L127 132H125ZM115 135H118V133H116ZM126 135H125V137H126ZM128 135H130V134H128ZM127 135V136H128ZM150 135V134H149ZM154 135V134H153ZM196 135H198V134H196ZM119 136V135H118ZM209 136V135H208ZM150 137H152V136H150ZM156 137V136H155ZM165 138V137H164ZM179 138V137H178ZM34 139L35 140H37L38 139V137H34ZM126 139H128V138H126ZM189 139V138H188ZM187 139V140H188ZM56 140H57V138H56ZM144 139H142V140H139V142H140V144L142 145V146H145V145H148V142H145V141H149V140H147V138H145V141H143ZM168 140V139H167ZM184 140V139H183ZM213 140H214V138H213ZM95 141V140H94ZM97 141V140H96ZM129 141H131V144H136V142H137V140H135L134 138H132V134L129 136ZM165 141H166V139H165ZM179 141V140H178ZM191 141V140H190ZM208 141V140H207ZM220 141H222V140H220ZM127 142V141H126ZM185 142V141H184ZM215 142V141H214ZM243 142V141H242ZM112 142L110 141V142H108L107 143V145L109 146L110 144H111ZM154 143V142H153ZM176 143V142H175ZM180 143V142H179ZM188 143V142H187ZM191 143V142H190ZM195 142H193V144H194ZM241 143V142H240ZM249 143V142H248ZM17 144V151L16 152H24V147H23V145H20V144H18V143H16ZM129 144V143H128ZM183 144V143H182ZM212 144H214V143H212ZM216 144V143H215ZM226 144V143H225ZM225 144H224V146H225ZM246 144V143H245ZM250 144V145H251ZM105 145V144H104ZM133 145V146H134ZM181 145V144H180ZM188 145V144H187ZM191 144H189L187 147L188 148H191V147H189ZM201 145V144H200ZM223 144H222V142H221V146H222ZM241 145V144H240ZM249 145V146H250ZM67 149L66 150H62V152H61V150H59V152H60V156L62 157V158H64L65 159V162H66V166L68 167V168H71L74 164H76V163H78L79 161H81L84 157H85V154L83 153V152H80V147H81V143H74L73 141H70V142H68L67 143ZM96 146H98V147H100V144L97 142V144H96ZM130 146V145H129ZM149 146H150V149H152L153 150V148L152 147H156L155 146V144L153 145V144H150L149 143ZM161 146V145H160ZM160 146H159V148H160ZM166 146H167V148L169 147V149L171 148V149H173L176 153H179V149L178 148H180V149H182V150H184V148H181L180 146L179 147H177V149L176 148H172V147H175V145L173 146L172 144H166ZM177 146V145H176ZM183 146H184V144H183ZM182 146V147H183ZM192 146V145H191ZM37 147V145L35 146V148ZM132 147V146H131ZM196 147V146H195ZM198 147V146H197ZM243 147H246V146H243ZM242 147V148H243ZM248 147V146H247ZM106 148H109V147H106ZM165 148V147H164ZM188 148H187V151H190V150H188ZM193 148V147H192ZM199 148H201V147H199ZM199 148H198V150H199ZM210 148V147H209ZM241 148V147H240ZM131 149V148H130ZM135 149H137V148H135ZM156 149H158V148H156ZM155 149V150H156ZM161 149H162V147H161ZM218 149V148H217ZM220 149V148H219ZM235 149L237 150L238 148H236V146H235ZM134 150V149H133ZM166 150V149H165ZM165 150H163V151H161V152H163L164 153V151ZM182 150H180V154H181V152H184L185 150H186V148H185V150L184 151H182ZM191 150H194V149H191ZM172 151V150H171ZM195 151V150H194ZM193 151V152H194ZM241 151V150H240ZM239 151V152H240ZM99 152V149L97 150V153ZM160 152V154H162ZM166 153L168 152V151H165ZM190 152H192V151H190ZM192 152V153H193ZM261 152H263V154H264V149H261ZM173 153V152H172ZM187 153V152H186ZM156 154V153H155ZM174 154V153H173ZM172 154V155H173ZM190 154V153H189ZM234 154V153H233ZM154 155V154H153ZM152 155V156H153ZM158 155V154H157ZM163 155V154H162ZM183 155H184V153H183ZM182 155V156H183ZM235 155V154H234ZM46 156L48 157V155L46 154ZM169 157H170V155H168ZM177 156V155H176ZM189 156V155H188ZM187 156V157H188ZM191 156H192V154H191ZM190 156V157H191ZM103 157V158H102ZM101 158L102 159H100L99 157H97V159L94 161V163H93V165H94V168H95V170H97V171H100L98 174H99V176H95V175H93L92 176V179L90 180V188H86V187H84V188H86L87 189V191L90 189L92 192H93V194H95V192H97L96 190H95V188H96V184L98 183V181H99V179H101V178H103V176H105L106 175V173H108L106 170L108 169V170H111L112 171V169H113V165L111 164V163H109L108 162V159H107V157L105 156H102ZM138 157V156H137ZM173 157V156H172ZM194 157V160H195V156H192L191 158H193ZM212 157V156H211ZM245 157H247V156H245ZM244 157V158H245ZM145 158V157H144ZM160 158H162V157H160ZM164 158V157H163ZM176 158V157H175ZM249 158V157H248ZM252 158V157H251ZM263 158V157H262ZM182 159V158H181ZM181 159H180V162H181ZM214 159H215V157H214ZM264 159V158H263ZM144 159L142 158V160L141 161H143ZM166 162H168V159L166 160V159H164ZM174 160V159H173ZM179 160V159H178ZM184 160V159H183ZM210 160V159H209ZM253 160V159H252ZM161 161V160H160ZM190 160H188V162H189ZM205 161H207V159L205 160ZM246 161H248V160H246ZM256 161V160H255ZM161 162H163V160L161 161ZM183 162V161H182ZM194 162V161H193ZM262 162V161H261ZM264 162V161H263ZM134 163V162H133ZM158 163H160V162H158ZM214 163V162H213ZM248 163V162H247ZM257 162H255L254 163V165L256 164ZM134 164H136V163H134ZM175 164H176V162H175ZM174 164V165H175ZM183 164V163H182ZM191 164H192V160H191ZM205 164V163H204ZM203 164V166H205ZM263 164V163H262ZM7 164H6V159H5V157L3 156V158H0V170H2V172H4V174H5V172H8V168H7V166H6ZM104 165H105V167H104ZM124 165H126V164H124ZM129 165V162H128V164L126 165V166H128ZM137 165V164H136ZM154 165V164H153ZM159 165H161V163L159 164ZM163 165H165V163L163 164ZM167 165V164H166ZM186 164H185V162H184V166H185ZM189 165V164H188ZM208 165H209V163H208ZM211 165H212V163H211ZM240 165V164H239ZM238 165V166H239ZM155 166V165H154ZM157 166H158V164H157ZM170 166H171V164H170ZM179 167H180V165H178ZM183 166V165H182ZM191 166H194V164L193 165H191ZM219 166V165H218ZM251 166V165H250ZM13 167H15V166H13ZM125 167V166H124ZM168 167H169V164H168ZM175 167V166H174ZM210 167V166H209ZM240 167H241V165H240ZM11 168V167H10ZM9 168V169H10ZM15 168H17V167H15ZM104 168V169H103ZM123 168V167H122ZM126 168V167H125ZM130 168V166L128 167V169ZM134 168V167H133ZM162 169H163V167H161ZM167 168V167H166ZM183 168H185V167H183ZM206 168V167H205ZM208 168V167H207ZM246 168V167H245ZM251 168V167H250ZM256 168H257V170L260 168L259 167V164H257V166H256ZM116 169V168H115ZM136 169H137V166H136ZM158 169V168H157ZM170 169H171V167H170ZM173 169V168H172ZM186 169H187V167H186ZM189 169H190V167H189ZM189 169H187V170H189ZM219 169H220V167H219ZM238 169H239V167H238ZM248 169V168H247ZM14 170V171H13ZM13 170H11L12 172H11V179L13 178V182L14 183H17V184H22V177L20 176V173L16 170V169H13ZM102 170V171H101ZM126 170V169H125ZM135 170V169H134ZM150 171H151V169H149ZM164 170V169H163ZM163 170L161 171V172H163ZM174 170H175V168H174ZM173 170V171H174ZM191 170H192V167H191ZM221 170H223V169H221ZM242 170H244L243 168H242ZM129 171H131V172H133L132 171V168H131V170H129ZM141 171V170H140ZM159 171H160V169H159ZM171 171V170H170ZM173 171H172V174H174L173 173ZM176 171H177V169L175 170V174H176ZM193 171V170H192ZM244 171H246V170H244ZM244 171H239L241 174H243L244 175ZM248 171H252V169H248ZM116 172V171H115ZM114 172V173H115ZM141 172H143V171H141ZM169 172V171H168ZM179 172H181V171H178V173ZM220 172V171H219ZM264 171H262V173H263ZM166 173H167V171H166ZM187 173V172H186ZM247 173V172H246ZM245 173V174H246ZM256 173V172H255ZM255 173H253V174H255ZM73 174H75V172H73ZM111 174V173H110ZM115 174H117V173H115ZM115 174H112V175H115ZM128 174V173H127ZM138 174V173H137ZM141 174V173H140ZM146 174V173H145ZM165 174V173H164ZM174 174V175H175ZM188 174V173H187ZM193 174V173H192ZM218 174H220V173H218ZM223 174V173H222ZM234 174V173H233ZM251 174V173H250ZM259 174V173H258ZM1 175V174H0ZM108 175H109V173H108ZM178 175H182V173L181 174H178ZM178 175H176V177L178 176ZM184 175V174H183ZM235 175H237V172L235 173ZM239 175V174H238ZM249 175V174H248ZM247 175V176H248ZM263 175V174H262ZM111 176V175H110ZM116 176V175H115ZM114 176V177H115ZM169 176V175H168ZM225 176V175H224ZM241 176V175H240ZM245 176V175H244ZM244 176H242V178L244 177ZM259 176V175H258ZM61 177V176H60ZM113 177V176H112ZM124 177V176H123ZM125 177H126V175H125ZM127 177H128V175H127ZM130 177H132V176H130ZM140 177H141V175H140ZM156 177H158V175L156 176ZM173 177V176H172ZM220 177V176H219ZM237 177V176H236ZM239 177V176H238ZM254 177V176H253ZM2 178V177H1ZM4 178L5 179H7L8 180V175L7 174H5V176H4ZM62 178V177H61ZM107 178H109V177H107ZM145 178V177H144ZM151 178H153V177H151ZM159 178V177H158ZM170 178H171V175H170ZM175 178V177H174ZM183 178V177H182ZM192 178V177H191ZM225 177H223V179H224ZM247 178V177H246ZM249 178V177H248ZM260 178H262L261 176H260ZM62 179H64V178H62ZM103 179H105L106 180V178H103ZM117 179H120V178H117ZM116 179V180H117ZM122 179V178H121ZM127 179V178H126ZM129 179V178H128ZM127 179V180H128ZM146 179V178H145ZM183 179H186V178H183ZM193 179V178H192ZM237 179V178H236ZM244 179V178H243ZM251 179H252V177H251ZM254 179V178H253ZM256 179L257 180H259L260 182H261V180L260 179H258V178H255V181H256ZM27 180V179H26ZM26 180H24V181H26ZM52 180V179H51ZM65 180H67V179H65ZM108 180V179H107ZM112 180V179H111ZM114 180V179H113ZM141 180H144V179H142L141 178ZM166 180H167V178H166ZM178 180V179H177ZM203 180V179H202ZM245 180V179H244ZM67 181H71V182H75V181H73V180H67ZM110 181V180H109ZM145 181V180H144ZM168 181V180H167ZM186 182H187V180H185ZM201 180H199V179H197V182L196 183H198V182H200ZM208 181V180H207ZM222 181V180H221ZM237 181V180H236ZM239 181L241 182V181H243V180H240L239 179ZM246 181V180H245ZM2 182H4V180L2 181ZM7 182V181H6ZM26 182H28V181H26ZM108 181H106V183H107ZM128 182H129V180H128ZM148 182V181H147ZM163 182V181H162ZM161 182V183H162ZM169 182V181H168ZM183 182H184V180H183ZM203 182V181H202ZM201 182V183H202ZM206 182V181H205ZM205 182L204 183H202V184H204V186H205ZM239 182V183H240ZM257 182V181H256ZM260 182H259V184H260ZM5 183V182H4ZM56 183V182H55ZM64 183V182H63ZM66 183V182H65ZM88 183H89V180H88V182H87V185H88ZM102 183V182H101ZM104 184H105V182H103ZM119 183V182H118ZM121 183V182H120ZM141 183V182H140ZM145 183V182H144ZM194 183H195V179H194ZM195 183V184H196ZM237 183V182H236ZM243 183V182H242ZM0 184H2V183H0ZM68 184V183H67ZM77 184H79V183H77ZM107 184H109L110 185V183H107ZM114 184V183H113ZM115 184H117V183H115ZM128 184V183H127ZM170 184V183H169ZM184 184V183H183ZM193 184V183H192ZM10 185V184H9ZM12 185V184H11ZM69 185V184H68ZM71 185H73V184H71ZM119 185V187H120V185L121 184H118ZM126 185V184H125ZM129 185V184H128ZM128 185H126L128 188H129V186ZM133 185V184H132ZM147 185V184H146ZM149 185V184H148ZM147 185V186H148ZM160 185V184H159ZM180 185V184H179ZM194 185V184H193ZM224 185H226V184H224ZM238 183H237V187H238ZM256 185H258V184H256ZM255 185V186H256ZM262 185H263V182H262ZM77 186V185H76ZM102 186V185H101ZM112 186V185H111ZM134 186H137L136 185V183H135V185ZM153 186V185H152ZM173 186H175V184H173ZM172 186V187H173ZM202 186V185H201ZM236 186V185H235ZM245 186V185H244ZM254 186V187H255ZM264 186V185H263ZM26 187V186H25ZM56 187V186H55ZM95 187V188H94ZM103 187V186H102ZM110 187V186H109ZM109 187H108V189H109ZM130 187H131V182H130ZM138 187V186H137ZM149 187L151 188V185H149ZM170 187H171V185H170ZM181 187V186H180ZM186 187V186H185ZM190 187H191V185H190ZM194 187H195V185H194ZM225 187V186H224ZM237 187H236V189H237ZM240 187H242L243 188V186H240ZM256 187H259V185L258 186H256ZM18 188V187H17ZM134 187L132 186V189H133ZM174 188V187H173ZM177 188L179 189V187H178V185H177ZM188 188V187H187ZM234 188V187H233ZM262 188V187H261ZM261 188H260V190H259V188H256V189H258L259 191H261ZM51 189H54V188H51ZM105 189V188H104ZM111 189V188H110ZM113 189V188H112ZM157 188H155V190H156ZM163 189V188H162ZM162 189H160V191L162 190ZM165 189V188H164ZM162 190V192L163 191H165V190ZM176 189V188H175ZM180 189H182V188H180ZM188 189H190V188H188ZM187 189V190H188ZM235 189V188H234ZM248 189V188H247ZM250 189V188H249ZM248 189V190H249ZM252 189V188H251ZM255 189V188H254ZM254 189L251 191L250 190V192H251V194H250V192L248 193L249 195H250V198L248 199V197H247V199L246 200H244V201H248V202H250V203H252V200L254 199H259V197H256L255 196V192H254ZM1 190V189H0ZM14 190H17V189H14V188H8V187H6L5 189H2V191L0 192L1 194L4 192V191H7V192H13ZM40 190H43V189H40ZM49 190H50V188H49ZM60 190V189H59ZM81 190V189H80ZM125 190V189H124ZM123 190V191H124ZM128 190V189H127ZM140 190V189H139ZM185 190V189H184ZM191 190V189H190ZM224 190V189H223ZM226 190H227V188H226ZM226 190H224V191H226ZM230 190H232V188L231 189H229V191ZM242 190V189H241ZM241 190H239V188L237 189V190H235V191H238V193L240 194L242 191ZM258 190H256V191H258ZM28 191H29V189H28ZM51 191V190H50ZM77 191H78V189H77ZM82 191V190H81ZM91 191H89V192H91ZM112 191V190H111ZM121 190H119V192H120ZM131 191V190H130ZM134 192L136 191V190H133ZM133 191H131V192H133ZM138 191V190H137ZM186 191V190H185ZM234 191V192H235ZM239 191H241V192H239ZM246 191V190H245ZM41 192V191H40ZM40 192H39V194H40ZM54 192V191H53ZM53 192H51V193H53ZM57 192V191H56ZM80 192V191H79ZM103 192V191H102ZM114 193H115V191H113ZM125 192V191H124ZM144 192V191H143ZM148 192H149V189H148ZM159 192V191H158ZM192 192V191H191ZM223 192V191H222ZM231 192V191H230ZM233 192V191H232ZM17 193V192H16ZM59 193H60V191H59ZM127 193V192H126ZM152 193V192H151ZM161 193V192H160ZM181 193H182V190H181ZM227 193H228V191H227ZM0 194V195H1ZM43 193H41V195H42ZM89 194V193H88ZM99 194V193H98ZM120 194H122V193H120ZM136 193H134L133 195H135ZM176 194V193H175ZM179 194V193H178ZM177 194V196H179ZM185 194V193H184ZM239 194H236L237 196L239 195ZM242 194V193H241ZM245 194H247V193H245ZM257 194H259L258 192H257ZM3 195V194H2ZM12 193H11V195H10V197H8V198H11L12 197ZM20 195H21V193H20ZM23 195H25V193H24V190H23ZM22 195V196H23ZM28 195V194H27ZM44 195V194H43ZM47 195V194H46ZM46 195H44V196H46ZM53 195V194H52ZM56 195V194H55ZM62 195V194H61ZM107 195H108V193H107ZM111 195H112V193H111ZM130 195V194H129ZM149 195V194H148ZM180 195H182V194H180ZM187 195V194H186ZM225 195V194H224ZM228 195H229V193H228ZM233 195V194H232ZM230 196L229 195V197H233V196ZM248 195V196H249ZM54 196V195H53ZM53 196H51V197H53ZM73 196V195H72ZM116 196V195H115ZM131 196V195H130ZM147 196V195H146ZM154 196V195H153ZM163 196V195H162ZM164 196H166V194L164 195ZM168 196V195H167ZM193 196H194V194H193ZM195 196H197L196 194H195ZM239 196H241V195H239ZM238 196V197H239ZM259 196V195H258ZM262 196V195H261ZM41 197V196H40ZM59 197V196H58ZM87 198H88V195L86 196ZM91 197H94V196H91ZM119 197V196H118ZM126 197H128L127 196V194L125 195V198ZM133 197V196H132ZM149 197H151L150 195H149ZM203 197V196H202ZM262 197H264V195L262 196ZM4 198L5 199H7V196H3V198H1V201L0 202H3L4 201ZM22 199H23V197H21ZM43 198V197H42ZM41 198V199H42ZM49 198V197H48ZM54 198V197H53ZM96 198V197H95ZM107 198V197H106ZM115 198V197H114ZM168 198V197H167ZM182 198L184 199V196H182ZM196 198V197H195ZM220 198V197H219ZM236 199H237V197H235ZM240 198V197H239ZM238 198V199H239ZM242 198V197H241ZM22 199H21V201H22ZM40 199V200H41ZM45 199V198H44ZM55 199V198H54ZM111 199H113V198H111ZM121 199H123L122 197L120 198V200ZM128 199V198H127ZM127 199H126V202H127ZM133 199H135V198H133ZM152 199V198H151ZM163 199V198H162ZM177 199H179V198H177ZM186 199V198H185ZM194 199V198H193ZM200 200H201V198H199ZM199 199H197V201L199 200ZM223 199V198H222ZM231 199V198H230ZM49 201H50V199H48ZM58 200V199H57ZM62 200V199H61ZM97 200V199H96ZM96 200H94V201H96ZM104 200H106V199H104ZM125 200V199H124ZM152 200H154V199H152ZM174 200H175V198H174ZM181 200V199H180ZM215 202H218V201H216L215 199H213ZM213 200H212V202H213ZM220 200V199H219ZM242 200V199H241ZM35 201V200H34ZM47 201V200H46ZM111 201V200H110ZM117 201H119V200H116V201H112V202H114V203H112V204H115ZM129 201H131V200H129ZM128 201V202H129ZM169 201H170V199H169ZM183 201V200H182ZM185 201V200H184ZM202 201H203V199H202ZM234 201H235V199H234ZM240 201V200H239ZM256 202L258 201V200H255ZM6 202V201H5ZM42 202H43V199H42ZM51 202H52V199H51ZM92 202V201H91ZM98 202V201H97ZM109 202V201H108ZM119 202H121V201H119ZM200 202V201H199ZM208 203L206 204V202H205V200H204V203L206 204V205H208L209 204V201H207ZM25 203V202H24ZM35 203H36V201H35ZM34 203V204H35ZM53 203V202H52ZM56 203V202H55ZM58 203V202H57ZM60 203V202H59ZM59 203H58V205H59ZM77 203H78V200H77ZM96 203V202H95ZM139 203H141V202H139ZM155 203V202H154ZM171 203V201L169 202V205H174V203H172V204H170ZM194 203V202H193ZM244 203V202H243ZM37 204V203H36ZM39 204V203H38ZM37 204V205H38ZM46 204H47V202H46ZM50 204V203H49ZM64 203H61V207H62V205H63ZM76 204V203H75ZM122 205H123V203H121ZM121 204H120V206H121ZM127 204H130V203H127ZM126 203H125V205H124V208L125 209H127V207H125L126 205H127ZM156 204V203H155ZM165 204V203H164ZM195 204V203H194ZM202 204V203H201ZM205 204H203L204 206H205ZM214 204H216V203H214ZM218 204V203H217ZM228 204V203H227ZM234 204V203H233ZM256 204V203H255ZM9 205V204H8ZM42 205H44V204H42ZM55 205V204H54ZM53 205V206H54ZM94 205V204H93ZM97 205H100V204H97ZM96 205V206H97ZM103 205V204H102ZM104 205H107V204H104ZM133 205H135L134 204V201H133ZM145 205V204H144ZM153 205V204H152ZM160 205V204H159ZM181 205V204H180ZM211 205V204H210ZM209 205V206H210ZM220 205V204H219ZM219 205H218V207H219ZM238 205H240V204H238ZM257 205H258V203H257ZM6 206H7V203H6ZM5 205H4V207H6ZM64 206V205H63ZM77 206V205H76ZM75 206V207H76ZM101 206V205H100ZM100 206H97V207H100ZM109 206V205H108ZM111 206V205H110ZM116 206V205H115ZM128 207L130 206V205H127ZM136 206V208H137V206H139V210H140V208H141V204H137V205H135ZM153 206H155V205H153ZM163 206V205H162ZM182 206V205H181ZM209 206H207L208 208H210ZM216 206V205H215ZM224 206V205H223ZM228 206V205H227ZM231 206V205H230ZM243 206H244V204H243ZM10 207V206H9ZM34 207V206H33ZM56 207V206H55ZM81 207V206H80ZM96 207V208H97ZM143 207V206H142ZM161 207V206H160ZM193 207V206H192ZM206 207V206H205ZM204 207V208H205ZM206 207V208H207ZM240 207V206H239ZM245 207H246V205H245ZM252 207V206H251ZM261 207V206H260ZM18 208H20V206L18 207ZM41 208V207H40ZM60 208V207H59ZM73 208V207H72ZM103 208H105V207H103ZM113 208V207H112ZM116 208H118V206H116ZM158 208V207H157ZM156 208V209H157ZM162 208H164V207H162ZM193 208H196V207H193ZM207 208V209H208ZM228 208V207H227ZM231 208H232V206H231ZM235 208V207H234ZM257 209H258V207H256ZM13 209V208H12ZM36 209H39V208H36ZM42 209V208H41ZM77 209V208H76ZM101 209H102V207H101ZM109 209V208H108ZM167 209V208H166ZM165 209V210H166ZM172 209V208H171ZM176 209V208H175ZM174 209V210H175ZM206 209V210H207ZM211 209H212V207H211ZM219 210L221 209V208H218ZM235 209H237V208H235ZM242 208H240V210H241ZM20 210V209H19ZM40 210V209H39ZM53 210V209H52ZM103 211H107V210H104V209H102ZM115 211H116V209H114ZM137 210H138V208H137ZM147 210H148V206H147ZM150 210V209H149ZM155 210V209H154ZM158 210H161L160 208H158ZM177 210V209H176ZM197 210V209H196ZM199 210V209H198ZM205 210V209H204ZM244 210V209H243ZM243 210H241L242 211V213H243ZM254 210H256V209H254ZM3 211V210H2ZM47 211V210H46ZM67 211V210H66ZM103 211H101V212H103ZM112 212H114L113 210H111ZM130 211V210H129ZM128 211V212H129ZM132 211V210H131ZM130 211V212H131ZM143 211H145V210H143ZM153 210H150V212H152ZM167 211H169V209L167 210ZM181 211V210H180ZM194 211V210H193ZM202 211V210H201ZM210 211V210H209ZM208 211V212H209ZM211 211H213V210H211ZM223 211V210H222ZM225 211V210H224ZM32 212V211H31ZM42 212V211H41ZM108 212V211H107ZM106 212V213H107ZM125 212H127V211H125ZM129 212V213H130ZM138 212H140V211H138ZM163 212V211H162ZM161 211L159 212V213H162ZM204 212V211H203ZM217 212V211H216ZM215 212V213H216ZM226 212V211H225ZM228 212V211H227ZM227 212H226V214H227ZM233 212V211H232ZM8 213V212H7ZM14 213L16 214L17 213V208L14 210ZM71 213V212H70ZM74 213V212H73ZM99 213V212H98ZM123 213V212H122ZM144 213V212H143ZM149 213V212H148ZM154 213H156V211L154 212ZM164 213H165V216H168V215H166V212L164 211ZM195 213V212H194ZM210 213V212H209ZM208 213V214H209ZM239 213V212H238ZM241 213V212H240ZM257 213H259V212H257ZM2 214V212H0V215ZM18 214V213H17ZM21 214H23L22 212H21ZM36 214H38L37 212H36ZM57 214H59V213H57ZM60 214H61V212H60ZM63 214V213H62ZM67 214V213H66ZM65 214V215H66ZM114 214H116L115 212H114ZM119 214V213H118ZM124 214V213H123ZM127 214V213H126ZM163 214V213H162ZM202 214V213H201ZM205 214V213H204ZM211 214H212V212H211ZM217 214V213H216ZM219 214V213H218ZM226 214H224L223 213V215H225V219H227V220H229V226L231 227V232H232V235H234L235 233H234V229H236V232H237V238H235L237 241H238V243L237 244H239V246L241 247V249H242V251H243V253H244V257H245V260L247 259L248 260V257L249 256H251L250 254H249V252H248V249H249V246H248V244L250 243L249 242V236L247 237L246 235H245V231L243 232V230H241V227L239 228L238 227V225H239V223H238V225H235L234 224V221L232 220V219H230V217L229 216H227V215H229L230 213L228 212V214L226 215ZM244 214V213H243ZM262 214V213H261ZM43 215V214H42ZM52 215H53V213H52ZM84 215H85V213H84ZM103 215V213L101 214V216ZM108 215H111V214H107V216ZM138 215H141V214H138ZM138 215L136 214V216L138 217ZM145 215H147V214H145ZM170 215L172 216L173 214L172 213H170ZM177 215V214H176ZM206 215V214H205ZM210 215V214H209ZM235 215V214H234ZM248 215V214H247ZM257 215V214H256ZM260 215V214H259ZM263 215V214H262ZM48 216V215H47ZM80 216V215H79ZM147 216H149V215H147ZM173 216H175V214L173 215ZM183 216V215H182ZM181 216V217H182ZM196 216H197V214H196ZM207 216V215H206ZM206 216H204V217H206ZM245 216V215H244ZM251 216V215H250ZM255 216V215H254ZM26 217V216H25ZM24 216H23V218H25ZM50 217H52V216H50ZM55 217H57V219H55L56 221H58V218L60 219V217H61V215H60V217L59 216H56L55 215ZM73 217V216H72ZM77 217V216H76ZM105 216H103V218H104ZM108 217H110V216H108ZM107 217V218H108ZM124 217H125V214H124ZM129 215L127 216V218L129 219ZM149 217H151V216H149ZM176 217V219H177V216H175ZM179 218H180V216H178ZM215 217H216V215H215ZM215 217H214V219H215ZM248 217V216H247ZM252 217V216H251ZM257 217V216H256ZM255 217V218H256ZM47 218V217H46ZM53 218V217H52ZM62 218V217H61ZM66 218V217H65ZM71 218V217H70ZM69 218V219H70ZM106 218V219H107ZM111 218V220H110V222L112 223V227H115V231H117L116 232V234L118 233V231L120 232V227H119V225H118V222H116V221H112L113 219V216L112 217H110ZM118 218H120V217H118ZM144 217L143 216H141V219H143ZM179 218L177 219V221L179 220ZM199 218V217H198ZM217 218V217H216ZM220 218V217H219ZM232 218V217H231ZM72 219V218H71ZM73 219H75V217H73ZM77 219H80L79 217L77 218ZM105 219V218H104ZM103 219V220H104ZM125 219H126V217H125ZM132 219V218H131ZM130 219V220H131ZM134 219L136 220V218L134 217ZM157 219V218H156ZM159 219H161V218H159ZM159 219H157V220H159ZM168 219V218H167ZM175 219V218H174ZM205 219V218H204ZM206 219H207V217H206ZM248 219V218H247ZM42 220V219H41ZM50 220V219H49ZM85 220H87L86 218H85ZM88 220H89V218H88ZM91 220H92V218H91ZM100 220V219H99ZM115 220H116V218H115ZM133 220V219H132ZM144 220V219H143ZM153 220V219H152ZM155 220V219H154ZM181 220H183V219H181ZM209 220V219H208ZM250 220V219H249ZM259 220H260V218H259ZM258 220V221H259ZM68 221H70V220H68ZM74 221V220H73ZM121 221V220H120ZM126 221V220H125ZM136 221H138V220H136ZM180 221V220H179ZM184 221V220H183ZM217 221H220V220H217ZM236 221H237V218H236ZM238 221H240V220H238ZM242 219H241V223H242ZM253 221V220H252ZM44 222V221H43ZM76 222V221H75ZM77 222H80V220H78ZM109 222V223H110ZM170 222V221H169ZM174 222V221H173ZM181 222V221H180ZM210 222H212V221H210ZM215 222H216V220H215ZM214 222V223H215ZM247 222V221H246ZM68 223V222H67ZM85 226L87 225V226H89V223L88 222H86L85 221ZM111 223H110V225H111ZM171 223V222H170ZM174 223H176L177 224V222H174ZM206 223V222H205ZM240 223V225L239 226H241L242 224ZM28 224V223H27ZM41 223H39V225H40ZM44 224H46V223H44ZM60 224V223H59ZM74 224V223H73ZM82 224V223H81ZM126 224V223H125ZM139 224V223H138ZM144 224H146L145 222H144ZM164 224V223H163ZM188 224V223H187ZM197 224V223H196ZM208 224H209V222H208ZM250 224H251V222H250ZM262 224V223H261ZM58 225V224H57ZM75 225V224H74ZM92 225V224H91ZM104 225V228H105V224H103ZM143 225V224H142ZM153 225V224H152ZM151 225V226H152ZM158 225V224H157ZM166 225V224H165ZM167 225H168V223H167ZM180 225V224H179ZM226 225V224H225ZM258 225H260V224H258ZM49 226V225H48ZM48 226H47V228H48ZM61 226H62V224H61ZM78 226V225H77ZM83 226H84V223H83ZM84 226V227H85ZM98 226V225H97ZM118 226V227H117ZM121 226H122V223H121ZM140 226V225H139ZM149 226L150 225H148L147 224V229L146 230H149ZM155 226H156V224H155ZM170 226V225H169ZM171 226H172V224H171ZM188 226V225H187ZM192 226V225H191ZM198 226V225H197ZM200 226V225H199ZM198 226V227H199ZM245 226V225H244ZM247 226V225H246ZM249 226V225H248ZM254 226V225H253ZM256 226H257V224H256ZM106 227H108V226H106ZM144 227H146V226H143V228ZM159 227V226H158ZM174 227V226H173ZM177 227H178V225H177ZM26 228V227H25ZM73 228V227H72ZM75 228H77L76 226H75ZM88 228V227H87ZM98 228H100V227H98ZM110 228H111V226H110ZM129 228V227H128ZM131 228V227H130ZM136 228H138V227H136ZM156 228V227H155ZM155 228H150V230L151 229H155ZM176 228V226L174 227V229ZM192 228V227H191ZM191 228H189L188 227V229H191ZM211 228V227H210ZM222 228V227H221ZM247 228V227H246ZM251 228H253V227H251ZM250 228V229H251ZM257 228V227H256ZM57 229H59V228H56V230ZM62 229V228H61ZM80 229V228H79ZM78 229V230H79ZM83 230L82 231H84V228H82ZM105 229H107V228H105ZM111 229H113V228H111ZM111 229H109V230H111ZM125 229V228H124ZM123 229V226H122V230L123 231H125L124 233V235H126V230H124ZM161 229V228H160ZM166 229V228H165ZM179 229V228H178ZM212 229V228H211ZM214 229V228H213ZM243 229H244V227H243ZM258 229V228H257ZM28 230H29V228H28ZM45 230V229H44ZM66 230V229H65ZM72 230V229H71ZM73 230H74V228H73ZM136 230V229H135ZM145 230V231H146ZM215 230V229H214ZM224 230H225V228H224ZM248 230V229H247ZM30 231V230H29ZM37 231V230H36ZM40 231H42V230H40ZM51 230H48V232H50ZM81 231V232H82ZM113 231V230H112ZM131 231V230H130ZM137 231H139V230H137ZM152 231V230H151ZM150 231V232H151ZM153 231H155V230H153ZM157 231H158V228H157ZM156 231V232H157ZM163 231V230H162ZM166 231V230H165ZM169 231V230H168ZM217 231V230H216ZM255 231V230H254ZM30 232H32V231H30ZM69 232V234H70V232L71 231H68ZM74 232V231H73ZM86 232V231H85ZM90 232H91V229H90ZM93 232V231H92ZM111 232V231H110ZM122 232V231H121ZM128 232V231H127ZM133 232V231H132ZM141 232V231H140ZM149 232V231H148ZM147 232V233H148ZM149 232V233H150ZM155 232V233H156ZM159 232V231H158ZM167 232V231H166ZM169 232H171L172 234H173V232L172 231H169ZM44 233V232H43ZM47 233V232H46ZM83 234L82 235H85V233L84 232H82ZM108 233V232H107ZM107 233H105V234H107ZM113 233V232H112ZM135 233V232H134ZM144 233H146V232H144ZM143 232H142V234H144ZM168 233V232H167ZM216 233V232H215ZM223 233H225L224 231H223ZM223 233H222V235H223ZM251 233H253V231L251 232ZM255 233V232H254ZM45 234V233H44ZM61 234V233H60ZM73 234V233H72ZM72 234L71 235H69V239H71L73 236H72ZM79 234V233H78ZM110 234V233H109ZM122 234V233H121ZM120 234V235H121ZM137 234V233H136ZM138 234H141V233H138ZM138 234H137V236H138ZM152 234V233H151ZM51 235H53V233L51 234ZM103 235V234H102ZM101 235V239H104V238H102L103 236ZM145 235V234H144ZM159 235H162V233L160 234V232H159ZM170 235V234H169ZM220 235V234H219ZM256 235V234H255ZM48 236H50V234L48 235ZM63 236V235H62ZM65 236V235H64ZM111 236V235H110ZM136 236V237H137ZM153 236V235H152ZM158 236V235H157ZM165 236H167V235H165ZM224 236V235H223ZM55 237V236H54ZM66 237V236H65ZM93 237V236H92ZM92 237H90V239L92 238ZM113 237V236H112ZM111 237V238H112ZM135 237V238H136ZM139 237H140V240H141V237H144V236H140L139 235ZM154 237V236H153ZM155 237H156V235H155ZM155 237H154V239H155ZM159 237H161V238H163L162 236H159ZM168 237V236H167ZM231 237V236H230ZM250 237H251V235H250ZM255 237H257V236H255ZM47 238V237H46ZM96 238V237H95ZM108 238H110V237H108ZM125 238H127V235H126V237ZM131 238H134V236L132 237L131 236ZM130 238V239H131ZM150 238H151V236H150ZM158 238V237H157ZM220 238V237H219ZM226 238V237H225ZM260 238V237H259ZM56 239V238H55ZM87 239H89V238H87ZM122 239H123V237H122ZM145 239V238H144ZM165 238H163V240H164ZM167 239V238H166ZM169 239V238H168ZM170 239H171V237H170ZM226 239H228V238H226ZM233 239V238H232ZM231 239V240H232ZM34 240V239H33ZM39 240V239H38ZM98 239H96V241H97ZM112 240V239H111ZM110 240V241H111ZM119 240H121V239H119ZM129 240V239H128ZM132 240V239H131ZM134 240V239H133ZM132 240V241H133ZM139 240V239H138ZM150 240V239H149ZM160 240V239H159ZM229 240V239H228ZM250 240H252V239H250ZM35 241V240H34ZM57 241V240H56ZM65 241V240H64ZM67 241V240H66ZM69 241H71V240H69ZM94 241V240H93ZM99 241V240H98ZM104 240H102L101 242H103ZM109 241V240H108ZM114 241H116V240H114ZM118 241V240H117ZM123 241V240H122ZM121 241V242H122ZM127 241V240H126ZM131 241V242H132ZM142 241V240H141ZM235 240H233V242H234ZM36 242H37V239H36ZM59 242V241H58ZM72 242V241H71ZM88 242V241H87ZM105 243H107L108 244V242H106V241H104ZM124 242H125V239H124ZM131 242H129V244L131 243ZM146 242V241H145ZM150 242H152V241H150ZM163 242V241H162ZM56 242H54V244H55ZM75 243H76V241H75ZM79 243V242H78ZM89 243V242H88ZM91 243V242H90ZM95 243V242H94ZM104 243V244H105ZM109 243H111V242H109ZM155 243V242H154ZM154 243H152V244H154ZM156 243H157V241H156ZM235 244H236V242H234ZM251 243H253V242H251ZM250 243V244H251ZM257 243H259V242H257ZM15 244V243H14ZM58 244V243H57ZM61 244V243H60ZM67 244L69 245V244H71L70 242H67ZM67 244H66V246H67ZM74 244V243H73ZM72 244V245H73ZM87 244V243H86ZM102 244V246L104 245L103 243H101ZM101 244H99V246L98 247H100L101 246ZM113 244H114V242H113ZM116 244V243H115ZM129 244L127 243V245L129 246ZM132 244V243H131ZM256 244V243H255ZM254 244V245H255ZM44 245V244H43ZM56 245V244H55ZM53 246V247H55V248H53V247H51V248H53L54 250H56V246ZM72 245H70V246H72ZM82 245H83V243H82ZM87 245H89V244H87ZM124 245H126V244H124ZM135 245H137V244H135ZM140 245V244H139ZM138 245V246H139ZM155 245V244H154ZM158 245H162V244H159L158 243ZM166 245V244H165ZM252 245V244H251ZM250 245V246H251ZM262 245V244H261ZM41 246V245H40ZM92 246V245H91ZM96 246H97V243H96ZM110 246V245H109ZM116 246V245H115ZM137 246V247H138ZM153 246V245H152ZM31 247V246H30ZM39 247V246H38ZM63 247H64V245H63ZM63 247H59L58 246V248H63ZM83 247V246H82ZM81 247V248H82ZM85 248H86V246H84ZM88 247V246H87ZM123 247H125V246H123ZM130 247V249H131V246H129ZM144 247V246H143ZM156 247V246H155ZM252 247V246H251ZM261 247V246H260ZM32 248V247H31ZM48 248H50V247H48ZM50 248V249H51ZM71 248H73V247H71ZM80 248V249H81ZM120 248V247H119ZM133 248V247H132ZM140 248V247H139ZM142 248V247H141ZM153 248V247H152ZM238 248V247H237ZM257 248H259V247H257ZM256 248V249H257ZM53 249H51V250H53ZM65 249V248H64ZM76 249V248H75ZM77 249H79V248H77ZM76 249V250H77ZM83 249V252H84V248H82ZM81 249V250H82ZM88 249V248H87ZM94 249H96V248H94ZM100 249V248H99ZM102 249V248H101ZM103 249H104V247H103ZM109 249H110V247H109ZM117 249V248H116ZM127 249H128V247H127ZM126 249V250H127ZM130 249H128V250H130ZM143 249V248H142ZM145 249V248H144ZM240 249V250H241ZM261 249V248H260ZM25 250V249H24ZM44 250H45V248H44ZM61 250V249H60ZM63 250V249H62ZM76 250H74L76 253H77V251ZM89 250V249H88ZM91 250V249H90ZM122 250V249H121ZM124 250V249H123ZM132 250V249H131ZM141 250V249H140ZM139 250V251H140ZM153 250V249H152ZM194 250V249H193ZM236 250H238V249H236ZM235 250V251H236ZM57 251V250H56ZM67 251H68V249H67ZM78 251H80V250H78ZM100 251V250H99ZM107 251V250H106ZM111 252H112V250H110ZM120 251V250H119ZM136 251V250H135ZM144 251V250H143ZM207 251V250H206ZM241 251V252H242ZM34 252V251H33ZM47 253H49L48 251H46ZM58 252V251H57ZM60 252V251H59ZM58 252V253H59ZM87 252V251H86ZM86 252H85V254H86ZM94 252V251H93ZM98 252V251H97ZM115 252H116V250H115ZM125 252V251H124ZM131 252V251H130ZM138 252V251H137ZM147 252V251H146ZM260 252H262V250L260 251ZM29 253H30V251H29ZM120 253V252H119ZM237 253V252H236ZM236 253L234 252V254L236 255ZM65 254V253H64ZM64 254L62 255V256H64ZM112 254H114L113 252L112 253H110V256L112 255ZM124 254V253H123ZM126 254H128V253H126ZM162 254V253H161ZM255 254V253H254ZM30 255V254H29ZM32 255V254H31ZM45 255H48V254H45ZM54 255H56V254H54ZM60 255V254H59ZM70 255H72V254H70ZM70 255H68L69 256V259H72L73 258V256H72V258H70L71 256ZM78 257H79V255L78 254H76ZM239 255H242L243 256V254L242 253H240ZM249 255V256H248ZM38 256V255H37ZM86 256V255H85ZM92 256V255H91ZM248 256V257H247ZM254 256H256V255H254ZM258 256V255H257ZM259 256H261V258L260 259H262V254L261 255H259ZM258 256V257H259ZM23 257V256H22ZM40 257H42V256H40ZM44 257V256H43ZM51 257H53V260H54V256H51ZM56 257H57V255H56ZM65 257H67V255H65ZM76 257V256H75ZM112 257V256H111ZM235 257H237V256H235ZM239 257V256H238ZM257 257V258H258ZM34 258V257H33ZM36 259H38L39 260V258H37V257H35ZM34 258V259H35ZM46 258V257H45ZM80 258V257H79ZM88 258H90V257H88ZM91 258H93V257H91ZM90 258V259H91ZM220 258V257H219ZM233 258H234V256H233ZM31 259V258H30ZM41 259V258H40ZM58 259H59V257H58ZM84 259V258H83ZM90 259H89V261H90ZM243 259V258H242ZM254 259V258H253ZM42 260V259H41ZM57 260V259H56ZM233 260H235V259H233ZM244 260V259H243ZM257 260H259V259H257ZM30 261V260H29ZM35 261V260H34ZM37 261V260H36ZM46 261V260H45ZM68 261V260H67ZM81 261V260H80ZM135 261V260H134ZM134 261H132L133 262V264H134ZM192 261V260H191ZM239 261H241V260H239ZM249 261H251V260H249ZM254 261V260H253ZM39 262V261H38ZM43 262V261H42ZM50 262V261H49ZM70 262V261H69ZM235 262H238V261H235ZM242 262V261H241ZM245 262V261H244ZM243 262V263H244ZM32 263V262H31ZM53 263V262H52ZM65 263V262H64ZM187 263V262H186ZM195 263V262H194ZM239 264H241L240 262H238ZM250 263V262H249ZM248 263V264H249ZM28 264V263H27ZM47 264V263H46ZM51 264V263H50ZM62 264V263H61ZM137 264V263H136ZM246 264H247V262H246ZM251 264V263H250ZM255 264V263H254ZM260 264V263H259Z\"/></svg>",
  "mask_w": 264,
  "mask_h": 264
}]
</instances>
